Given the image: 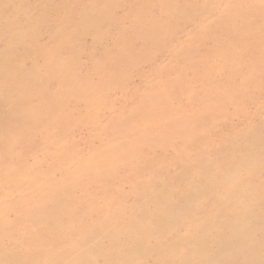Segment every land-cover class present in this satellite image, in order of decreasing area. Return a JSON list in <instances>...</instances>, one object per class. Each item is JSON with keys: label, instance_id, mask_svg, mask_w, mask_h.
I'll return each mask as SVG.
<instances>
[{"label": "bare ground", "instance_id": "1", "mask_svg": "<svg viewBox=\"0 0 264 264\" xmlns=\"http://www.w3.org/2000/svg\"><path fill=\"white\" fill-rule=\"evenodd\" d=\"M9 1V0H8ZM16 1V0H15ZM35 1H37V2H39L40 4H41V6H40V8H39V10H36V11H32V12H28V13H21V12H19V11H17V10H14V14L16 15V16H22L23 17V22L16 28V26H15V29H14V31L13 32H11V35H10V40H9V42L7 43V44H5V47L3 48V50H0V87L3 89V91L0 93V95H5L6 96V99H5V101L4 102H6V105L5 106H3V109H5L7 106H8V108H6V109H9V107L10 106H12L13 107V109L14 110H17L16 111V115L14 114H11V115H13V116H11V117H13V119L12 120H10V121H8V122H6V127L5 128H7V127H9V132L8 133H10L11 132V134H12V136H15L17 139L16 140H14V141H16V142H18V141H21L22 143H26L28 146H29V149H31V147H35V150H36V148L37 149H40V150H42V151H45V150H47V146H49L51 143H56V142H58L60 139H59V136H61V135H63L62 133H64V132H59V134L60 135H58L57 134V136H48V137H46V136H44L45 135V133L46 134H49V133H47L48 131L43 127V124L45 123H43V124H41V123H36V119L34 120V118H36L37 116L39 117L40 116V114H44V112H51V116H54V117H56V118H58V119H60V120H58L57 122H58V125L60 124L59 122H61V120H62V118H65V113H63L62 111H60L63 107H66L65 105H69V101L72 99V98H75L76 99V97L78 96V91L79 90H81L83 87H85V85H86V91H87V88L89 87L88 85H87V83H90V82H93V81H95V82H97L96 80H90V74L88 75V76H86L87 74H85V79H82V78H84L83 76H84V74L83 75H81V76H79L80 78V80L78 79V75H76V76H74L73 75V68L74 67H76V68H78V69H83L84 67H85V71L86 72H94L93 71V69L96 67V68H99V69H107V68H111L110 70H111V77H113L112 75L116 72H119V70L120 69H124V66L128 63L127 62V59L125 58L126 57V54H128V55H130V57L132 56V55H134V53H137L135 50L133 51V49H132V43H131V41H130V39L132 38V37H129V39H128V41H127V43H125L126 42V39L124 40V43L126 44L125 46H123V41H122V39H124V35H122V34H120L121 33V31H120V28H118V27H114V29H116L113 33H114V35L112 36L111 35V32L110 31H106V32H103L102 31V37H106L107 38V40L105 41V43H103L102 42V40H101V42L99 41V36H100V31H99V26L101 25V24H104L105 23V21H106V19H107V22H113V23H117V24H121V25H124L125 24V21L126 20H129L130 21V18H131V15H132V7L134 6V5H136V4H140V3H142L143 5H137V6H142V7H140L141 9H145L146 10V14L145 15H143V17H142V19L140 18V16L142 15L140 12L138 13V15H136V16H139V18H138V20H136V21H139V19H141L138 23H136V21H135V26H133L132 24H134V16L132 17L133 18V20L131 19V21L133 22V23H130L131 25H132V27H131V25H129L131 28L130 29H126L125 27L123 28L124 30H122V31H128V32H130L131 33V31H138V29L136 28L137 26H139V27H154L155 26V24L157 23V21L158 20H160L159 18H158V20H157V17L156 18H154L152 15L153 14H155L156 12L158 13V15L160 16V17H163V15L164 14H162L163 12H165V14H166V11L169 9V11H168V13L167 14H169V16L171 15L172 16V13L170 14L169 12H171L170 10H175L174 9V7H175V4L177 3V1L176 0H173V1H175L176 3L174 4V6L173 5H171L172 7H170L169 6V4H171L170 3V1H166V0H125V1H123V0H102V3L104 4V7L103 8H101V9H98L97 7H95V5H96V2L97 1H100V0H35ZM185 1V2H184ZM198 0H183L182 2L183 3H180V4H182V8L180 7L181 5L179 4V2L177 3V5H180L179 6V8H177V9H179V10H177V11H179L180 13H183V12H185V7H183V6H188V4H190V2L191 3H193V5L197 2ZM199 1H204L205 2V4H207L208 2H211V1H214L215 3H221L222 1L224 2V3H226V2H228V1H224V0H199ZM229 1H231V0H229ZM233 1V0H232ZM231 1V2H232ZM235 2H238V0L236 1V0H234ZM233 1V2H234ZM10 2V1H9ZM18 2V1H17ZM188 2V4L187 5H184V3H187ZM207 2V3H206ZM250 2H251V0H250ZM259 3H260V1H258ZM258 2H257V4H258ZM19 3H23V2H20L19 1ZM212 3V2H211ZM210 3V4H211ZM228 3H230V2H228ZM244 3V2H243ZM36 4V3H35ZM227 4V3H226ZM248 4V3H247ZM246 4V5H247ZM251 4H253V2L252 3H250V5ZM199 5V4H198ZM223 5V4H222ZM222 5H221V7H222ZM234 5H236V4H234ZM13 6H15V5H13ZM17 6H19V5H17ZM35 6V5H34ZM167 6H169L170 8H168L166 11H163V9L165 8V7H167ZM205 6V5H204ZM203 6V7H204ZM216 6H218V5H216ZM224 6V5H223ZM238 7H239V3H238V5H237ZM253 6L255 7V5L253 4ZM257 6V5H256ZM259 6H262V10L264 9V0L262 1V3H260V5ZM258 6V7H259ZM8 6H6V8H7ZM16 7V6H15ZM21 7V6H20ZM76 7V8H75ZM193 7V6H192ZM195 8H196V6H194ZM200 7V6H199ZM209 7V6H208ZM206 8V11L209 9V8ZM226 7H227V5H226ZM230 7V6H229ZM228 7V8H229ZM237 7V8H238ZM73 8H75V10H73L72 12H70V10L71 9H73ZM128 8H130V9H128ZM137 8H139V7H137ZM173 8V9H172ZM190 7L188 6V9H189ZM211 8V7H210ZM214 8H215V6H214ZM214 8H212V9H214ZM217 8V7H216ZM222 8H224V7H222ZM231 8V7H230ZM245 8H246V6H245ZM253 8V7H252ZM162 9V10H161ZM166 9V8H165ZM164 9V10H165ZM193 9V8H192ZM232 9V8H231ZM230 9V10H231ZM240 9V8H239ZM238 9V13H240L239 11H242L241 9L239 10ZM246 9H249V7H247ZM251 9V8H250ZM261 9V8H260ZM204 10H205V8H204ZM253 11H254V9H252ZM251 10V12L253 13V11ZM256 10V9H255ZM261 10V11H262ZM176 11V12H177ZM219 11L221 12V9H219ZM232 11V10H231ZM230 11V12H231ZM236 10H234V12H235ZM247 11V10H246ZM257 11H258V8H257ZM260 10L258 11V12H260L261 14H263L262 12H261ZM175 12V11H174ZM196 12V11H195ZM209 12V11H208ZM218 12V11H217ZM223 12H224V9H223ZM226 12V11H225ZM229 12V11H228ZM257 12V13H258ZM178 13V12H177ZM177 13H175L174 15H176ZM188 13V12H187ZM197 13V12H196ZM196 13H194V15H196ZM200 13V12H199ZM198 13V14H199ZM204 13V12H203ZM227 13V12H226ZM242 13V12H241ZM136 14V13H135ZM200 14H202V13H200ZM214 14V13H213ZM218 14V13H217ZM216 14V15H217ZM234 14V13H233ZM232 14V15H233ZM250 14V13H249ZM178 16H179V14H177ZM176 15V16H177ZM184 15V14H183ZM188 15V14H187ZM204 15H205V13H204ZM203 15V16H204ZM210 15V14H209ZM209 15H207V16H209ZM215 15V14H214ZM221 15H222V13H221ZM221 15H220V17H221ZM225 14H223V16H224ZM228 15H230V13L228 14ZM235 15V14H234ZM233 15V16H234ZM237 15V14H236ZM256 15V14H255ZM14 16V15H13ZM171 16H170V18H171ZM177 16V17H178ZM190 16V15H189ZM192 16H193V14H192ZM212 16V15H211ZM218 16V15H217ZM226 16V15H225ZM233 16L231 17V16H229V17H231V18H233ZM250 16H252V17H254V15H250ZM183 17V16H182ZM185 17H186V14H185ZM185 17H183V18H185ZM188 17V16H187ZM186 17V18H187ZM199 17V16H198ZM227 18V16H226V20H228V19H230V18ZM257 17V16H256ZM0 18H1V16H0ZM137 18V17H136ZM170 18L168 19V23H169V20H170ZM174 18H175V16H174ZM182 18V19H183ZM185 18V19H186ZM190 18V17H189ZM188 18V19H189ZM193 18H194V16H193ZM201 18V17H200ZM207 18V17H206ZM214 18H215V16H214ZM218 18H219V16H218ZM33 19V20H32ZM184 19V21H187V20H185ZM191 19L192 18H190V22H189V20H188V22L189 23H192L191 22ZM204 19V18H203ZM219 19H223V17L222 18H219ZM245 19V18H244ZM243 19V20H244ZM253 19V18H252ZM258 19V18H257ZM257 19H255V21L257 20ZM261 19H262V17H261ZM261 19H259V20H261ZM264 19V18H263ZM8 20H10V19H8ZM172 20V19H171ZM224 20V19H223ZM231 20V19H230ZM229 20V21H230ZM242 20V21H243ZM5 21H7V20H5ZM178 22H179V20H177ZM197 21H199V19L197 20ZM205 21V20H204ZM220 20H218L217 21V19L215 20V21H213V22H216L217 23V25H218V22H219ZM241 21V20H240ZM245 21V20H244ZM161 22H163V23H166V25H168L167 24V21L166 22H164V21H161ZM173 22H174V20H173ZM176 22V21H175ZM178 22H177V24H178ZM182 22V21H181ZM223 22V21H222ZM257 22V21H256ZM185 23H187V22H184V24ZM201 23H202V21L201 22H199V24L201 25ZM252 23V22H251ZM254 23V22H253ZM138 24V25H137ZM159 24V29H160V25H162L161 23H158ZM204 24V23H203ZM203 24H202V26H201V29H203L202 27H203ZM208 24V23H207ZM211 24V23H210ZM215 24V23H214ZM221 24H223V23H221ZM244 24V23H243ZM243 24H240V25H242L243 26ZM249 23H246V25H248ZM260 24H261V22H260ZM259 24V25H260ZM193 25V24H192ZM198 25V24H197ZM205 25V24H204ZM157 26V25H156ZM155 26V27H156ZM173 26H176V24L175 25H173L172 24V26L170 27V26H165L164 28H173ZM219 26V25H218ZM234 26V25H233ZM233 26H231L232 28H233ZM249 26V25H248ZM24 27H27V29L26 30H24L23 28ZM69 27H72V29H74V30H68L69 29ZM74 27V28H73ZM127 27V26H126ZM152 27V28H153ZM196 27V26H195ZM207 26H205V28H206ZM215 27H216V25H215ZM213 27V28H211V26H210V28L211 29H214V30H216L218 27ZM220 27V26H219ZM79 28H81L82 30H81V32H78V29ZM192 28V27H191ZM208 28V27H207ZM225 28H226V26H225ZM137 29V30H136ZM146 30V33L148 34V32L149 31H147L148 29L147 28H145ZM154 29H158L157 27L156 28H154ZM159 29L157 30L158 32H159ZM224 29V28H223ZM227 29H228V26H227ZM243 29H244V26H243ZM242 29V30H243ZM260 30H261V28H259ZM258 29V30H259ZM67 30V31H66ZM140 30H143L144 31V29H140ZM140 30H139V32H140ZM169 30V29H168ZM170 30H172V29H170ZM196 30V29H195ZM195 30H193V31H195ZM206 30V29H205ZM218 30V29H217ZM219 30H221V29H219ZM229 30H233V29H230L229 28ZM229 30H228V32H229ZM235 30V29H234ZM246 30V29H245ZM255 30V29H254ZM254 30H253V33H256V32H254ZM90 31H93L94 32V34H95V36L93 37L92 36V38H91V40H92V46H90V50H89V52H83V48L82 47H84L85 45H86V41H85V39L88 37V33L90 32ZM150 31H152V32H154L153 31V29L151 30L150 29ZM197 31H200V30H197ZM209 31H211L210 29H209ZM227 31V30H226ZM257 31V30H256ZM77 32L79 33V35H77ZM139 32H138V34H139ZM156 32V31H155ZM155 32L153 33V35L155 36ZM172 32V31H171ZM207 32V31H206ZM244 32H247V31H244L243 30V33ZM257 32H260V31H257ZM140 33H143V32H140ZM145 33V32H144ZM151 33V32H150ZM149 33V34H150ZM160 33V32H159ZM196 33V32H195ZM205 33V32H204ZM203 33V34H204ZM216 33V32H215ZM222 33V32H221ZM220 33V34H221ZM264 33V32H263ZM125 34V33H124ZM147 34H143V36L145 35V36H148V37H150L149 35H147ZM166 35H167V30H166V33H165ZM169 34H172V33H169ZM186 34V33H185ZM187 34H188V32H187ZM192 34V31H191V33H190V35ZM194 34V33H193ZM202 34V35H203ZM226 34V33H225ZM228 34V33H227ZM251 34H252V31H251ZM120 35H122L123 37L121 38V36ZM132 36L133 35H135L134 33H132L131 34ZM158 35V34H157ZM156 35V36H157ZM175 35V34H174ZM190 35H187V37L189 36V38H191L190 37ZM196 36H198L199 35V33H198V35L197 34H195ZM205 35H206V33H205ZM242 35V33L240 34V36ZM244 35V34H243ZM242 35V36H243ZM255 35V34H254ZM257 35V34H256ZM136 36V35H135ZM152 37V35H151V37H152V39L151 40H153V43L155 42L154 41V39L156 38V36L155 37ZM161 37H162V33H161V35H160ZM192 36V35H191ZM252 36H253V34H252ZM252 36H251V38H252ZM59 38V42H58V44H53L52 46H50V47H45V44H43V42H38V41H40V40H43V39H48V41L49 42H52V41H54L56 38ZM138 36H136L135 38H137ZM139 37H140V35H139ZM158 37H159V35H158ZM166 37H168V36H166ZM165 37V38H166ZM185 37V36H184ZM193 37V36H192ZM207 38V35L206 36H204L203 37V39L205 40L206 38ZM246 37V36H245ZM250 37V36H249ZM255 37V36H254ZM263 37V36H262ZM143 38V37H142ZM147 38V37H146ZM154 38V39H153ZM164 38V39H165ZM186 38V37H185ZM197 38H199V36L197 37ZM196 38V39H197ZM209 38V37H208ZM236 38H237V36H236ZM247 38V37H246ZM102 39V38H101ZM133 39V38H132ZM131 39V40H132ZM157 39V38H156ZM180 39V38H179ZM182 39H184L183 37H182ZM200 39V38H199ZM199 39L197 40V42H199ZM201 40V41H203L204 42V40ZM225 39V38H224ZM253 39H255V38H253ZM252 39V40H253ZM263 39V38H262ZM137 40V39H136ZM142 39H139V41H141ZM186 40V39H185ZM207 40V39H206ZM259 40H260V38H259ZM258 40V41H259ZM16 42V44L17 45H15V43H13V42ZM143 41V40H142ZM158 41H159V39H158ZM164 41H166V40H164ZM163 41V42H164ZM172 41V40H171ZM170 41V42H171ZM176 41H177V39H176ZM179 41H181V40H179ZM192 41V40H191ZM191 41H189V39L186 41V42H190L189 44H187L185 41V43L187 44V45H190L191 44ZM239 41V40H238ZM257 41V44L259 45L260 43ZM261 41V40H260ZM10 42H12V44L10 43ZM38 42V43H37ZM73 42H75L76 43V45L75 44H72ZM148 41H147V39H146V42H145V44L147 43ZM182 42V41H181ZM180 42V43H181ZM196 42V43H197ZM223 42V41H222ZM221 42V43H222ZM249 42H250V40H249ZM252 42V41H251ZM263 45H264V39H263ZM47 43V42H46ZM155 43H157V42H155ZM175 43H177V42H175ZM179 42H178V45L180 44ZM184 43V45L185 46H187L186 44ZM220 43V44H221ZM231 43H233V42H231ZM12 46H15V47H21V50L23 51V54L20 56V57H18V56H16V52L15 53H13L12 54V51H11V54H9L8 52H9V48H11L10 46L11 45ZM140 44V43H139ZM194 44V43H193ZM253 44H254V42H253ZM253 44H250V45H253ZM256 44V46H258ZM156 45H158V44H156ZM163 45H164V43L161 45L162 47H163ZM166 45V44H165ZM165 45H164V47H165ZM177 45V46H178ZM183 44H182V46H184ZM192 45V44H191ZM196 45V44H195ZM198 45V44H197ZM226 45V44H225ZM228 45V44H227ZM148 46V45H147ZM146 46V47H147ZM152 46H154V45H152ZM159 46H160V44H159ZM158 46V47H159ZM161 46H160V48H161ZM175 46H176V44H175ZM193 46V45H192ZM192 46H190V47H192ZM199 46H200V44H199ZM199 46H195V47H199ZM231 46H232V44H231ZM253 46H255V44L253 45ZM261 46V45H260ZM59 47H60V49H61V47H64L65 48V52L63 53V59L61 58V55H60V51H59ZM112 48V50H111V48ZM154 47H156V46H154ZM163 47V48H164ZM188 47V46H187ZM189 47V48H190ZM194 47V46H193ZM194 47V48H195ZM230 47V46H229ZM246 47H247V45H246ZM259 47V46H258ZM12 48H14V47H12ZM110 48V49H109ZM162 48V49H163ZM173 48V47H172ZM180 48H181V45H180ZM226 48V47H225ZM242 48V47H241ZM251 49H249V50H251L252 51V53H253V49H252V47H250ZM263 48V47H262ZM14 49H16V48H14ZM135 49H136V47H135ZM166 49V48H165ZM181 49H183V48H181ZM184 49H185V47H184ZM237 49V51H238V48H236ZM256 49V48H255ZM137 51H138V49H136ZM170 50V49H169ZM206 50H209V48L208 49H206ZM215 50V49H214ZM249 50L247 51V52H249ZM3 51H4V53H3ZM13 51H15V50H13ZM18 51V50H17ZM158 51V50H157ZM161 51H163V50H161ZM175 51V50H174ZM173 51V52H174ZM176 51H178V49L176 50ZM179 51H180V49H179ZM179 51L177 52V53H179ZM192 52H194V50L192 49L191 50ZM205 51V50H204ZM224 51L226 52L227 51V48H226V50L224 49ZM232 51V50H231ZM245 52H246V50H244ZM244 51H242L243 53H244ZM250 51V52H251ZM256 51V50H255ZM114 52H116L117 54H118V56H116L115 57V60L113 59L114 57H111L112 56V54L114 53ZM155 52H156V49H155ZM172 52V51H171ZM173 52H172V54H173ZM182 52V51H181ZM191 52V53H192ZM196 52V51H195ZM216 52V51H215ZM215 52H214V54H215ZM230 53V50L229 51H227L226 53ZM241 52V51H240ZM241 52V53H242ZM246 52V53H247ZM249 52V53H250ZM8 53V54H7ZM27 53H29L30 55H32L31 57H29V54H27ZM75 53H79L80 54V57L82 58V56L83 55H85V61H82L81 60V58H80V61H78V59H77V57L75 56L76 54ZM151 53H153V51L151 52ZM176 53V54H177ZM208 53V52H207ZM223 53V52H222ZM221 53V54H222ZM226 53H225V55H226ZM233 53V51L231 52V55H235L234 53ZM241 53H239V55L241 54ZM246 53H244V54H246ZM261 53H262V51H261ZM120 54V55H119ZM155 54V53H154ZM157 54V53H156ZM161 54V53H160ZM183 54V53H182ZM181 53L179 54V56H181L182 55ZM209 54V53H208ZM211 54V53H210ZM260 54V53H259ZM258 54V55H259ZM263 54H264V52H263ZM114 55V54H113ZM121 55H123L122 57H121ZM125 55V56H124ZM139 55V54H138ZM145 55V54H144ZM143 55V56H144ZM168 55H171V53L170 54H168ZM193 55H194V53H193ZM193 55H191V56H193ZM212 55V54H211ZM211 55H209L210 56V58H208V59H213L212 57H213V55L211 56ZM218 55V54H217ZM217 55L215 56V57H217ZM236 55H237V53H236ZM235 55V56H236ZM238 55V56H239ZM242 55V54H241ZM119 56L121 57V60L119 61ZM142 56V55H141ZM142 56V57H143ZM151 56L154 58V56H153V54H151ZM151 56H150V58H151ZM185 56H188V55H185ZM190 56V57H191ZM234 56V57H235ZM246 56V55H245ZM112 58L113 60L111 61V60H109V58ZM138 57V56H137ZM137 57H136V59L135 60H137ZM182 57V56H181ZM189 57V56H188ZM189 57V59H191L192 60V58H190ZM194 57V56H193ZM206 57V56H205ZM205 57H203L204 59H205ZM208 57V56H207ZM226 58H227V56H225ZM110 58V59H111ZM132 58H134V56H132ZM144 58V57H143ZM167 58H169V57H167ZM185 58H187V57H185ZM195 58V57H194ZM197 58V57H196ZM202 58V59H203ZM221 58V55H220V57H219V59ZM229 58H231L230 56H229ZM262 56H261V54H260V60L262 61ZM37 59H42V64L41 65H38V64H40L39 62H38V64H36L37 62H35V60H37ZM197 59H199V57L197 58ZM215 59V58H214ZM216 59H218V58H216ZM252 59V58H251ZM258 59V60H259ZM139 60V59H138ZM150 60V59H149ZM168 60V59H167ZM181 60V59H180ZM183 60V59H182ZM187 60V59H186ZM206 60V59H205ZM224 60V59H223ZM226 60V59H225ZM227 60H230V59H228L227 58ZM169 61V63H170V61L171 60H168ZM176 61H177V59H176ZM198 61H200V60H198ZM215 61V60H214ZM252 61V60H251ZM83 62H85V65L83 64ZM141 62V61H140ZM167 62V61H166ZM185 62V61H184ZM226 62V61H225ZM253 62H255V60L253 61ZM163 63V62H162ZM173 63V62H172ZM190 63H192V62H190ZM200 63H201V61H200ZM204 63V62H203ZM208 63V62H207ZM207 63L205 64V66H203L202 64H199L198 62L196 63V64H199V65H202L203 67H205V68H207L208 66H207ZM215 63H217V61L215 62ZM232 63V62H231ZM234 63H235V60H234ZM256 63V62H255ZM257 63H259V62H257ZM257 63H256V65H257ZM261 63V62H260ZM263 63V62H262ZM261 63V64H262ZM165 64V63H164ZM195 64V67L197 66ZM212 64V63H211ZM253 64V63H252ZM128 65V64H127ZM177 65V64H176ZM215 65V64H214ZM224 65L226 66V63H224ZM232 65V64H231ZM158 66H160V64H158ZM158 66H156V68L158 67ZM191 66V65H190ZM189 66V67H190ZM207 66V67H206ZM210 66V65H209ZM252 66V65H251ZM260 66V65H259ZM41 67H43V69H45V71L47 72V76L46 77H44L43 78V75H42V77H39L38 76V72L40 71V68ZM137 67V69H138V66H136ZM140 67V66H139ZM161 67H163V65L161 66ZM160 67V68H161ZM167 67V66H166ZM186 67V66H185ZM192 67V68H191ZM190 68L191 69H193V66H191ZM212 67V66H211ZM216 67H218V64H216ZM240 67V66H239ZM258 67V66H257ZM262 67H264V66H262ZM127 69H128V67H126ZM133 68V67H132ZM151 68V67H150ZM188 68V67H187ZM198 68V66L196 67V69ZM213 68V67H212ZM214 68H215V66H214ZM222 68H224V67H222L221 66V68H220V71H221V69ZM228 68V67H227ZM99 69L97 70V71H99ZM126 69V70H127ZM159 69V68H158ZM157 69V70H158ZM165 69V68H164ZM164 69H160V70H164ZM196 69H194V70H196ZM203 68H201V70H202ZM219 69V68H218ZM253 69V68H252ZM260 69V68H259ZM262 69V68H261ZM95 70V75H97V71H96V69H94ZM157 70H156V72H157ZM198 70V69H197ZM205 70V69H204ZM204 70H202L203 71V73L206 71H204ZM217 70V69H216ZM248 70H251L250 68L248 69ZM254 70V69H253ZM252 70V71H253ZM256 70H257V68H256ZM108 71V70H107ZM131 71V70H130ZM148 71V70H147ZM183 71V70H182ZM185 71V70H184ZM188 71V70H187ZM186 71V72H187ZM201 71V72H202ZM212 71H214V72H216L215 70H211V71H209V72H212ZM220 71L218 72V75H219V73H220ZM222 71H223V69H222ZM251 71V72H252ZM103 72V71H102ZM125 72V71H124ZM159 73L161 72V71H158ZM174 73H175V71H173ZM172 72V73H173ZM178 72V71H177ZM78 73V72H77ZM79 73H81L80 72V70H79ZM104 74H105V72H103ZM102 73V74H103ZM123 73V72H122ZM129 73H131V72H129ZM184 73V72H183ZM193 73V72H192ZM191 73V74H192ZM195 73V75H196V72H194ZM193 73V74H194ZM203 73H201V74H203ZM205 73H207V71L205 72ZM249 74H252V73H250V71L248 72ZM259 73V71H257V77H259V79H260V73ZM82 74V73H81ZM92 74V73H91ZM108 74V73H107ZM182 74V73H181ZM208 74V73H207ZM206 74V76L208 77V75ZM93 75H94V73H93ZM125 75V74H124ZM129 75V74H128ZM215 75V74H214ZM217 75V74H216ZM244 75V74H243ZM73 76L75 77V79L73 78ZM92 76V75H91ZM99 76H100V79H101V76H103V75H101V73L99 74ZM99 76H96V77H98V79H99ZM180 76V75H179ZM197 77H199V74L198 75H196ZM206 76H205V79H206ZM210 76V75H209ZM246 76V75H245ZM82 77V78H81ZM88 77V78H87ZM105 77H106V74L104 75V79H105ZM110 76H109V74L107 75V78L106 79H110L111 78ZM124 77V76H123ZM125 77H126V75H125ZM124 77V78H125ZM132 78V75L130 74V76H129V78ZM168 77V76H167ZM184 77V76H183ZM189 77H191V76H189ZM216 77V76H215ZM255 77V76H254ZM92 78V77H91ZM128 78V77H127ZM129 78L127 79V81L129 80ZM155 78H157V77H155ZM185 78V77H184ZM187 78V77H186ZM194 78V75H192V78H191V80H189V82H190V84H192L191 83V81H192V79ZM235 78V77H234ZM242 78L244 79H246V81H247V76L246 77H243L242 76ZM249 79L251 78L252 79V75H250V77H248ZM97 79V80H98ZM99 79V80H100ZM112 79V78H111ZM158 79V78H157ZM195 80H196V77L194 78ZM194 79H193V81H194ZM244 79V80H245ZM255 79V78H254ZM254 79H252L253 81H255ZM257 79V78H256ZM259 79H257L256 81L257 82H259ZM35 80V81H34ZM90 80V82H88ZM98 80V82H102V81H99ZM102 80V79H101ZM126 80V79H125ZM181 80V79H180ZM188 80V79H187ZM234 80V79H233ZM34 81V83L36 82V81H39L41 84H34V83H32ZM52 81H57V82H55V83H61V86H59L58 84V86L60 87V89L58 90V88H56L55 90L57 91L55 94H52L49 90H47V86H49V83H51ZM109 81V80H108ZM153 81H154V79H153ZM182 81H184L183 79H182ZM197 82H199L198 80H196ZM195 81V83L197 84V82ZM250 81V80H249ZM252 81V82H253ZM38 82V83H39ZM95 82H93V83H95ZM103 82H106V81H103ZM102 82V83H103ZM110 82V81H109ZM109 82H107L108 84H109ZM123 82H124V80H123ZM143 82H145V81H143ZM150 82V81H149ZM165 82V84H167L166 82L167 81H164ZM101 83V84H102ZM121 83V82H120ZM128 83V82H127ZM126 83V84H127ZM162 83H163V81H162ZM161 83V84H162ZM169 83H170V80H169ZM171 83H174L173 82V80H172V82ZM179 83V81H177V83L176 84H178ZM184 83H186V80H185V82ZM201 83V82H200ZM233 83V82H232ZM84 85L83 87H81V85ZM91 85H92V83H90ZM97 85H95L94 87H99L101 84H99V83H96ZM106 84V83H105ZM145 84V83H144ZM159 84V83H158ZM161 84H160V86H161ZM164 84V83H163ZM188 84V83H187ZM187 84H184V85H187ZM193 84H194V82H193ZM255 84V83H254ZM56 85V86H57ZM90 85V86H91ZM103 85V84H102ZM125 85V84H124ZM201 86H202V84H200ZM119 86H121V84H119L118 85V87ZM126 86V85H125ZM129 85H127V87H128ZM145 86V85H144ZM170 87V85L168 84L167 85V87ZM176 85H174V88H176L175 87ZM181 86V85H180ZM195 86V85H194ZM209 86V85H208ZM232 86V85H231ZM230 86V87H231ZM103 88H107V85L104 87V86H102ZM108 87H110V85H108ZM137 87V86H136ZM135 87V88H136ZM163 86H161V87H158L156 90L159 92V90H161L160 88H162ZM164 87H165V85H164ZM168 87V88H169ZM173 87V86H172ZM182 87V86H181ZM188 87V86H187ZM190 87V86H189ZM203 87V89L205 88L204 86H202ZM201 87V88H202ZM229 87V88H230ZM241 87V86H240ZM92 88H93V86H92ZM120 88V87H119ZM118 88V89H119ZM122 88V87H121ZM186 88V87H185ZM184 88V89H185ZM191 88V87H190ZM201 88H199L198 90H203V89H201ZM224 88V87H223ZM233 88V87H232ZM241 88H243V87H241ZM245 88V89H244ZM244 90H246V86H244ZM259 88V87H258ZM261 88V87H260ZM48 89H49V87H48ZM94 89V88H93ZM101 89V88H100ZM99 89V90H100ZM111 89V87L109 88V90ZM115 89V88H114ZM117 89V90H118ZM123 89H124V87H123ZM123 89L121 90V91H123ZM128 89V88H127ZM143 89V88H142ZM153 89V88H152ZM151 89V90H152ZM184 89H182V90H180V89H178V92H180V91H183V93L182 94H184ZM189 89V88H188ZM187 89V90H188ZM225 89V88H224ZM234 89H236L235 87H234ZM84 90V89H83ZM82 90V91H83ZM92 90V89H91ZM104 90H106V89H103V91ZM120 90V89H119ZM138 90H141V89H138ZM144 90H146V89H144ZM148 91L150 90L149 88L147 89ZM154 90H155V88H154ZM153 90V91H154ZM155 90V91H156ZM176 90V89H175ZM192 90H194V89H192ZM192 90H190V91H192ZM205 90V89H204ZM206 90H207V92L206 93H208L209 91H208V88H206ZM209 90H210V87H209ZM223 90V89H222ZM221 90V91H222ZM226 91H227V89H225ZM231 89H229V91H230ZM243 90V93H245V91ZM248 90H249V88H248ZM250 90H252V89H250ZM256 89H254L253 88V90H252V92L253 91H255ZM259 90V89H258ZM85 91V92H86ZM88 91H90V88H88ZM98 91V90H97ZM113 91V90H112ZM126 91V90H125ZM136 91H137V89H136ZM142 91V90H141ZM189 91V92H190ZM257 91V90H256ZM93 92V91H92ZM99 92V91H98ZM97 92V93H98ZM106 92H107V90H106ZM105 92V93H106ZM120 92V91H119ZM127 92V91H126ZM135 92V91H134ZM138 92V91H137ZM140 92V91H139ZM158 92H155V95L158 93ZM160 92H162V91H160ZM159 92V93H160ZM187 91H186V89H185V93H186ZM203 92V91H202ZM202 92H201V94H202ZM205 92H203V94L205 93ZM212 92H214V91H212ZM211 92V93H212ZM239 92V94H238V96H240L242 93H240V91H238ZM238 92H236V94L238 93ZM81 93V91L79 92V94ZM83 93V92H82ZM89 93H91V92H89ZM89 93H88V95H89ZM97 93H94L93 92V94H96V96H98L97 95ZM102 93H104V92H102ZM104 93V94H105ZM121 93V92H120ZM143 93V92H142ZM152 93H154V92H152ZM91 95V96H93V99H91V102L89 101V99H87V94L85 93L84 95H81V96H84V97H80V96H78L79 97V99L81 100V101H84V103L86 102L87 103V106H89V107H92L93 106V104H92V101L94 100V98H96V96L95 95ZM101 94V93H100ZM100 94H99V96H100ZM103 94V95H104ZM123 94V93H122ZM141 94V93H140ZM139 94V95H140ZM148 94V93H147ZM161 94V93H160ZM160 94L158 95V96H155V97H157V99L154 101V105H155V113L153 114V112H154V110L152 111L151 109L154 107V106H152L151 107V109L149 108V105L150 104H152L150 101V104H148V108H149V112H151L152 111V113L151 114H153V115H155V116H157L158 117V115L160 116V114L162 115L163 114V112H164V110L162 109V107H163V103L164 104H168L169 105V103H171L169 100H167V101H169V102H162L161 103V101L159 100V96H160ZM164 93H162L161 95H163ZM180 94V93H179ZM182 94H180V96L182 95ZM191 94H193V92L192 93H190V97H191ZM214 93H212V95H213ZM220 94V92H218V95ZM231 94H235V93H231ZM247 94V93H246ZM77 95V96H76ZM107 95V94H106ZM120 95V94H119ZM128 95V94H127ZM133 95V94H132ZM134 95H135V93H134ZM149 95V94H148ZM153 95V94H152ZM151 95V96H152ZM178 95V94H177ZM206 95V94H205ZM249 95H250V93H249ZM85 96H86V98H85ZM95 96V97H94ZM122 96V95H121ZM121 96H120V98H121ZM131 96V95H130ZM145 97H146V95H144ZM165 96V95H164ZM169 96V95H168ZM179 96V95H178ZM208 97H210L209 95H207ZM207 96H206V104H208V101H211V99L209 100V98H207ZM213 96H215V95H213ZM217 96V95H216ZM234 96V98H235V95H233ZM238 96H236V98H238ZM243 96H244V94H243ZM90 97V96H89ZM100 97H103L102 96V94H101V96ZM107 97V96H106ZM105 97V98H106ZM119 96H117V98H118ZM123 97V96H122ZM137 98H138V96H136ZM141 97L143 98V95H141ZM154 97V98H155ZM161 97V96H160ZM166 97V96H165ZM183 97V96H182ZM186 96H185V94H184V98H185ZM84 98V99H83ZM99 98V97H98ZM98 98H97V101L99 102V106H100V104H101V99L99 98V100H98ZM104 98V97H103ZM104 98V99H105ZM109 98V97H108ZM126 98H128V97H126ZM130 98V97H129ZM128 98V99H129ZM132 98V97H131ZM141 98V99H142ZM150 98V97H149ZM149 98H148V100H149ZM163 98V101L165 100V98L164 97H161V99ZM167 99L168 98H170V97H166ZM199 97H197V99H198ZM201 98V97H200ZM211 98V97H210ZM219 98L221 99V96L219 95ZM232 98V97H231ZM233 98V99H234ZM240 98H246V96H244V97H240ZM35 99H37L38 100V102H40V104H39V106L38 107H33V106H31L30 107V104H29V102H30V100L31 101H33V100H35ZM79 99H76V100H79ZM104 99H102V102L104 101V102H106V99L104 100ZM152 98H150V100H151ZM186 99V98H185ZM197 99H196V101H197ZM215 99V98H214ZM220 99H218V97H217V101H219ZM249 99H251V98H249ZM253 99V98H252ZM80 100H79V102H80ZM107 100H109V99H107ZM116 100V99H115ZM130 101H131V99H129ZM132 100H133V98H132ZM146 100V99H145ZM212 100H213V98H212ZM223 100H225V99H223ZM222 100V101H223ZM229 100V99H228ZM2 101V102H3ZM129 101V102H130ZM139 101H140V99H139ZM139 101L137 102V103H139ZM147 101V100H146ZM152 101H153V99H152ZM189 101V100H188ZM199 101V100H198ZM204 101V102H205ZM222 101H220V103L222 102ZM79 102L77 103V101H74V103H75V105H78L79 104ZM104 102H103V104H104ZM111 102H112V99H111ZM133 102V101H132ZM144 101H142L141 103H143ZM190 102H192V101H189L187 104H189ZM214 102H216V101H214ZM261 102H262V100H261ZM53 103H56V104H54V105H51V104H53ZM107 103V102H106ZM114 104H115V102H113ZM113 103L111 104V105H113ZM136 103V102H135ZM148 103V102H147ZM211 103H213V102H211ZM210 103V104H211ZM217 104L219 103V102H216ZM219 103V104H220ZM96 104H97V102H96ZM103 104L101 105V107H99V108H103ZM140 104V103H139ZM145 104V103H144ZM144 104H143V106H144ZM178 104H182V103H178ZM214 105V107L215 106H218V105ZM223 105H224V103H222ZM221 104V106H223ZM259 104V103H258ZM258 104H257V106H258ZM261 104V103H260ZM48 105V107L50 108V110L49 109H47L46 108V106ZM98 105V104H97ZM105 105V104H104ZM107 105V104H106ZM110 104L108 103V106H109ZM125 105H127V102H126V104ZM145 105H147V104H145ZM172 105V104H171ZM171 105H169V106H171ZM179 105V106H180ZM201 106L203 105V104H200ZM209 105V104H208ZM212 105V104H211ZM212 105V106H213ZM226 105V104H225ZM96 105H94L93 107L94 108H98V107H95ZM120 106V105H119ZM122 106H124L123 104H122ZM122 106H120V107H122ZM133 106V105H132ZM136 107V109H137V106H140V105H135ZM143 106H140V107H138L139 109H138V111H141L142 113H144V107ZM165 106V105H164ZM185 106V105H184ZM196 106H198V105H195V107ZM204 106H205V104H204ZM203 106V107H204ZM255 106V105H254ZM88 107V108H89ZM106 108H107V106H105ZM104 107V108H105ZM126 107V106H125ZM125 107H123V108H125ZM181 107H182V105H181ZM192 107V106H191ZM191 107H189L190 109H191ZM194 106L192 107V108H195ZM203 107H201L200 108V106H199V110H201ZM214 107L212 108V109H207V107H206V109L204 108V110H202L201 112H203L204 113V111H206L208 114L210 113V110H213L214 111V113H215V110H214ZM1 108V107H0ZM67 108V107H66ZM69 108V107H68ZM114 108V107H113ZM112 108V109H113ZM127 108V107H126ZM133 108V107H132ZM134 108V109H135ZM162 109L163 110V112L161 113V111H159V109ZM170 108V107H169ZM169 108H168V110H169ZM209 108V107H208ZM223 108H224V106H223ZM71 109V108H70ZM69 109V111H71ZM118 109H120V108H118ZM122 109V108H121ZM130 109V108H129ZM146 109V108H145ZM167 108H166V106H165V110H166ZM177 109H178V107H177ZM190 109H188V110H184V111H189ZM197 108H195L194 110H192L193 112L195 111V113H199L200 111L197 109ZM255 109V108H254ZM264 109V108H263ZM85 110H87V109H85ZM93 110V109H92ZM99 109H97V111H98ZM104 110V109H103ZM106 110H108V109H106ZM105 110V111H106ZM111 110V109H110ZM109 110V112L107 113V114H111L112 112ZM170 110H175L174 108L172 109H170ZM69 111H67V112H69ZM77 111V110H76ZM75 111V112H76ZM89 111H91V110H88V112H86L87 114H89ZM96 111V110H95ZM120 111V110H119ZM135 111V110H134ZM134 111H133V113H131V114H136V113H134ZM197 111V112H196ZM209 111V112H208ZM213 111L211 112V113H213ZM60 112H62V113H60ZM66 112V113H67ZM104 112V111H103ZM130 112V111H129ZM140 112V116H139V113L137 112V114L136 115H138L139 117H141V113ZM158 112L160 113V114H158ZM176 113H177V111H175ZM81 113V112H80ZM86 113H84V115L86 114ZM121 113L123 114V112L121 111ZM120 113V114H121ZM147 113H148V111H147ZM171 113L172 112H170V113H168L170 116H174V113L171 115ZM180 114H178V115H181L182 114V117L180 118V119H182V118H184L185 119V121L184 122H186V121H188L190 118H192V119H194V117H191L192 116V113H191V116H190V113L189 112H187V113H189V116H190V118H188V119H186L185 118V116H186V114L185 115H183V113H181V111L179 112ZM195 113H193L194 115H195ZM221 113V112H220ZM233 113V112H232ZM8 115H9V113H7ZM60 114H63L64 115V117H63V115H62V117H61V115ZM145 114V113H144ZM143 114V115H144ZM150 113H148V114H146V115H144V117L142 118V120L143 119H146L147 121H150L151 119L149 118L150 117V115H151ZM166 114V113H165ZM165 114H163L164 116H165ZM168 114H166V115H168ZM202 114V113H201ZM208 114H206V115H208ZM227 114V113H226ZM1 115V114H0ZM60 115V116H59ZM79 115V114H78ZM94 115V114H93ZM93 115H91L90 114V116H92V117H90V116H88V117H90V119L91 118H93ZM136 115H134L135 117H137ZM176 115V118H177V114H175ZM234 115V114H233ZM237 115V114H236ZM42 116V115H41ZM39 117V119H41L42 117ZM71 116H74V113H73V111H71V114L69 115V114H67L66 115V117H70L71 118ZM86 116V118H88ZM170 116H168L169 118H171ZM172 116V117H173ZM184 116V117H183ZM187 116H188V114H187ZM201 116V115H200ZM199 115L197 116V117H200ZM224 116V115H223ZM60 117V118H59ZM79 117V116H78ZM83 117V116H82ZM129 117V115L127 114L126 115V118H128ZM135 117L134 118H132V116L130 117V118H128V119H125V116H124V114H123V116H122V118L126 121V120H128V123H129V121L131 120V118L134 120V121H132V122H135V120H137V118L135 119ZM138 117V118H139ZM157 117L155 118V117H151L152 119H157ZM167 116H165V117H163V118H168ZM204 117V116H203ZM55 118V119H56ZM75 118V117H74ZM73 117H72V119H74ZM147 118H149V119H147ZM161 118V117H160ZM176 118H174V119H176ZM179 118V117H178ZM208 118V117H207ZM207 118L205 119V120H207ZM71 119V120H72ZM130 119V120H129ZM154 119V120H155ZM162 119V118H161ZM200 119H202V116L200 117V118H198L197 120H196V118L194 119V121L196 120V125H197V121H199ZM209 119V118H208ZM224 119V118H223ZM261 119V118H260ZM6 120H7V115H6ZM79 120V119H78ZM82 120V119H81ZM85 121V123L82 121V123L81 124H83L84 123V125H80V123H79V126H85L86 125V123H87V121L86 120H88V119H84ZM98 120V119H97ZM122 120V119H121ZM124 120H122V122H125ZM141 120V121H142ZM221 120H222V115H219V113H218V115H216L215 117H214V121L212 122V123H209V121L208 122H201V123H199L200 125H199V127L197 128V127H195L194 125L195 124H193V128L195 129V131L194 130H190V129H188L187 128V130H189L188 132L187 131H185L186 133H184L183 132V130H182V128H183V126L181 125L180 127H181V134L180 135H176V138L177 139H180V140H182V148L183 149H186V151L188 152H186L185 153V155H184V158H183V160L182 159H180L179 157H178V155L177 156H175L174 155V159H171L168 163H167V165L165 166V167H163L162 165H161V162L162 161H164V159H163V155L162 154H159V153H157L156 151H151L149 154H150V158H151V162L150 163H147V165L148 166H150L149 167V169H146L147 171H148V173L150 174H148L149 176V178L147 179V184L151 187L150 189H148V190H150L151 191V189H153V190H155V191H158V192H160L159 194H154L155 196H153L152 197V199H153V202L154 201H156V202H158V203H162V202H164L165 204H166V207H161L160 205H158L156 202H154V204H155V208H156V210L153 212L154 214H152V211L150 212L152 215H150V213L148 212V214H147V212H146V210L145 211H143V212H141V214H139V215H141V216H139L140 217V219H143V221L145 222V224H144V226L143 225H141V227L140 228H138V230H140V229H142L141 231H139V232H141L142 233V235H141V237H142V239L141 238H139V240L138 241H133V237H132V235H131V232H130V229L132 228L131 226H130V224H129V222L128 223H124L123 224V228H122V230L121 231H113V228H112V230L110 229V227H109V229L112 231V232H110V231H107V232H110L108 235H104V231L102 232V235H101V233H98L97 232V235L98 236H94V234H95V232H93L92 234V237H93V239L91 240V242L94 244H91V242H90V240H88L87 238H90V236H87V234L89 233H87L86 232V230H84L85 228H89V227H85V228H83V230L85 231H82V232H84V233H82L81 234V232H80V234H79V226H78V234H79V236L77 237V238H75L74 240H71V238H69V237H71V234L69 233L68 234V232L70 231V232H72V230H74V228H72V230L70 229L68 232H66L67 233V237H64L65 235H61L62 233H61V231H60V228L62 227V225H61V223H56V222H53V223H51V222H46L49 218H53L54 216H57L59 213H60V211L62 210V209H64V206H62V205H58L59 203H57L55 200H52L51 198H49L48 197V195H47V193H45V192H43L42 194H41V200H39L36 196H35V192L33 191V190H29V194L26 196V197H24V199L26 198V201L27 202H31V203H33V202H35V203H38L39 205H41V208H39V209H42V207L44 206V210L43 211H41V212H35V211H24V212H22L23 213V215L20 217L21 219L23 218L24 220H25V218L27 219V220H33V221H36V222H39L40 221V225H42V230H41V232H40V234L38 235V236H41L40 238H41V245L39 244L40 242H38V246H40V250H41V252H45V258L44 257H41L42 258V260H43V262H44V264H98V263H101V264H112V262L111 261H113L114 260V258H116L118 261H119V264H148V262H147V260L149 259V257H153V262H152V264H264V179L262 178V180H259L260 178H261V175L264 173V157L262 156V153L264 152V119L258 124V125H256V126H254L253 128H252V130H250L249 132H239L238 134H236L237 136H235L234 135V133H232L231 131H228V132H226L224 135H223V137H222V139H221V141L220 142H224V144H221V145H218V148H220L221 150H222V152H221V160L219 161V163L218 164H214V165H212V166H206V165H211V164H213V162H211L210 160V162L209 163H205V162H208L206 159H205V156H206V154H207V152L210 150V148H211V146H213L214 144H216V141L218 140V136H215V132H216V130H218L219 129V126L218 127H215L216 125H220V123H221ZM63 121V120H62ZM69 121V120H68ZM90 121V120H89ZM88 121V122H89ZM158 121V120H157ZM162 121H165V120H162ZM169 121H171V120H169ZM173 121V122H172ZM172 124H171V122H170V124L169 125H173V123H174V120L172 119ZM202 121H204L203 119H202ZM55 122H56V120H55ZM54 122V124L55 125H57L56 123ZM75 123H76V121H74ZM91 122V121H90ZM96 122V121H95ZM107 122H109V124H111V122L110 121H107ZM131 122V121H130ZM139 122H140V120H138V123L137 122H135V124L137 123V125L139 124ZM145 122V121H144ZM158 122H161V120L160 121H158ZM158 122H156V124L158 123ZM167 122V124L169 123L168 121H165L164 123H166ZM64 123V122H63ZM75 123H74V125H75ZM127 122H125L124 124H126ZM142 123V122H141ZM53 124V125H54ZM64 124H66V123H64ZM70 124V123H69ZM88 124V123H87ZM95 124V123H94ZM93 124V125H94ZM108 124V127L107 128H110L111 126ZM113 124V125H112ZM111 125L112 126H114L115 127V125H114V121H113V123H112ZM130 124H132V123H130ZM130 124H128L129 126H130V128L132 127V125H130ZM134 123H133V125L134 126H137V125H135ZM152 124V126L155 128L156 126H155V124L154 123H151ZM183 125H184V129H185V127H187V126H189V125H187L186 124V126H185V124L184 123H182ZM29 125L31 126V127H29ZM53 125H52V127H53ZM54 125V126H55ZM58 125H57V128H58ZM71 125H72V122H71ZM97 125H98V123H97ZM119 125V124H118ZM166 125V124H165ZM169 125H167V128H169ZM176 125V124H175ZM99 126V125H98ZM104 126V125H103ZM129 126H127V127H129ZM151 126V127H152ZM163 126H164V124H163ZM192 125H190L189 127H191ZM56 127V126H55ZM77 127H78V125H77ZM91 127V126H90ZM105 127H106V125H105ZM104 127V129H106ZM121 127H123V125L121 126ZM127 127H126V133H128V129H127ZM139 127H140V125H139ZM142 127V126H141ZM147 127H150V126H147ZM152 127V128H153ZM161 126H159V128H160ZM1 128H3L2 130H4V127H3V125H2V127ZM17 128V129H16ZM56 128V129H57ZM63 128H64V126H63ZM74 128H76V127H74ZM80 128V127H79ZM79 128H76V129H79ZM83 128V127H82ZM100 128V127H99ZM125 128V127H124ZM159 128H155L156 130L157 129H159ZM162 128V127H161ZM161 128H160V130H161ZM174 128V127H173ZM172 128V126H170V130H169V132H170V134L168 135L166 132L168 131H166V127H165V129H164V127H163V131H166L165 133H166V135L165 136H171V135H173V133L174 132H177V131H175V130H172V131H174V132H171V129H173ZM177 128H179L178 126H177ZM55 129V130H56ZM91 129H92V127H91ZM96 129V128H95ZM102 129V128H101ZM133 129V130H132ZM136 129H137V127H136ZM138 129H141V128H138ZM143 129H144V127H143ZM147 128H145L144 130H146ZM155 129H150V132H151V130H155ZM8 130V129H7ZM54 130V131H55ZM58 130V129H57ZM69 130V129H68ZM73 130V129H72ZM71 130V131H72ZM107 130V129H106ZM106 130H105V132H106ZM110 130V129H109ZM142 130V129H141ZM160 130H159V132H157L158 134L160 133ZM161 130V131H162ZM176 130H179V129H176ZM47 131V132H46ZM92 132V130H90L89 129V132ZM95 131H97V130H95ZM122 131V133L124 134V130H121ZM120 131V132H121ZM137 130H135L134 128H131V133L129 132V134H131V139H130V135H128V136H126L125 137V135H124V137H125V140L123 141V147H122V149H119V148H117V147H115V146H117V143H116V145H115V143H114V145L112 146V145H109L110 147L112 146V147H114L113 148V150H111V148H109L108 147V150H111L110 152H106L105 151V149H104V147H101L100 149H99V151L101 152V154H102V157L104 158L105 156H106V158L107 159H113L114 161H117V162H122L123 163V165L125 166V168H127V169H129V168H131V167H135V166H138L139 164H141V162L139 161V159L135 156V155H132L134 152H136V151H138V150H140L141 148L140 147H143V145H137V140L136 139H138L139 137H141L143 134H141V136L140 135H136L137 134V132H136ZM162 131V132H163ZM5 131H3V132H1V133H4ZM82 132V131H81ZM119 132V133H120ZM145 132V131H144ZM161 132V133H162ZM179 132V131H178ZM183 132V133H182ZM0 133V137H1V134ZM71 133V132H70ZM77 133V132H76ZM94 133V132H93ZM117 133V132H116ZM148 133H149V131H148ZM147 133V134H148ZM106 134V133H105ZM122 134V135H123ZM154 134V133H153ZM38 135H41V137H43V140L41 139V137H39L40 139H38L37 140V136ZM66 135V134H65ZM95 135V134H94ZM120 135H121V133H120ZM121 135V136H122ZM146 135V134H145ZM149 135H151V134H148V136L147 137H149ZM212 137H211V136ZM89 136V135H88ZM87 136V137H88ZM96 136H98V134L96 133ZM100 136H101V133H100ZM106 137H107V134L105 135ZM138 136V137H137ZM165 136H163V134H162V137L164 138ZM168 136L166 137V138H164V141H162V137L160 138V143L161 144H157L156 143V145H158L159 147H161L162 149H166L167 147H169V148H172L171 146H170V142H171V140L174 138L173 136H172V138H168ZM61 137H64V135L63 136H61ZM66 137H68V135L66 136ZM65 137V138H66ZM86 137V141L85 142H88L87 141V138ZM114 137V136H113ZM117 137H119V136H117ZM123 137V136H122ZM134 137L136 138V139H134ZM145 138H147L146 136H144ZM151 137H153V135L151 136ZM205 137H209L208 138V140L206 141V139H205V141H203V138H205ZM6 138V140L4 139V140H2L1 138H0V146H1V144L4 142V141H7V142H9L10 143V138H11V136H9V134L5 137ZM94 138H96L95 136H93V138L92 139H94ZM97 138H99V136L97 137ZM145 138H143V139H145ZM158 138V137H157ZM73 139L75 140V137H73ZM103 139V138H102ZM102 139H101V141H98L97 139H95V140H97L98 142H100V143H102L103 141H102ZM118 139H120V138H118ZM135 140V142H134V140ZM237 139H238V141H237ZM85 140V139H84ZM100 140V139H99ZM113 140V139H112ZM116 140H117V138H116ZM138 140H140V139H138ZM146 140V139H145ZM13 141V142H14ZM50 141H53V142H51V143H49V145H48V143L47 142H50ZM65 141V140H64ZM63 141V142H64ZM76 141V140H75ZM78 141V140H77ZM81 141H83V139L81 140ZM94 141V140H93ZM110 141V140H109ZM121 141V140H120ZM142 141V140H141ZM227 141H234V143L231 145V148H232V153L229 151V149H228V147H227V145H226V142ZM62 142V143H63ZM72 142H73V140H72ZM80 142V141H79ZM90 142H91V139H90ZM112 142V141H111ZM164 142V143H163ZM229 142V143H230ZM235 142H236V144H235ZM100 143H99V145H100ZM104 143V142H103ZM138 143H139V141H138ZM143 143V142H142ZM141 142H140V144H142ZM145 143V142H144ZM4 144V143H3ZM5 144H6V142H5ZM73 144H74V142H73ZM104 144H106V143H104ZM109 144V143H108ZM162 144H164L163 145V147H162ZM167 146H166V145ZM193 144H196L197 146H194ZM6 145H9V144H6ZM57 145H59V144H57ZM64 145V144H63ZM74 145H77L78 146V143L76 142V144H74ZM73 145V146H74ZM91 145H94V142L92 143L91 142ZM91 145H88V147L89 146H91ZM102 145V144H101ZM60 146V145H59ZM68 147H69V145H68ZM93 147V146H92ZM106 148H107V146H105ZM216 147V146H215ZM222 147H223V149H222ZM55 148H56V146H55ZM59 149H60V147H58ZM95 148V147H94ZM217 148V147H216ZM2 149V148H1ZM1 149H0V151H1ZM4 149V148H3ZM29 149H27V150H25V149H21V152H16V158L18 159V162L17 163H19L18 165H16V167H15V170L17 171V170H19V169H21V167H24L25 165L24 164H27V163H24L22 160H21V158H23V157H21V156H23L22 155V153H25V152H27L28 154H33V152H34V150H29ZM62 149V148H61ZM66 149L67 150H65L66 152H67V154H68V148L66 147ZM72 149V148H71ZM78 149V148H77ZM93 149V148H92ZM50 150V149H49ZM63 150L64 149H62V152H63ZM117 150V151H116ZM182 150V149H181ZM51 151V150H50ZM46 152V151H45ZM54 152V151H53ZM62 152H60V153H62ZM75 151L73 150L72 152H71V154L69 155V158H71L70 156H74V155H72V153H74ZM77 152V151H76ZM116 152V153H115ZM133 152V153H132ZM164 152V151H163ZM1 153V152H0ZM51 153V152H50ZM56 153H58V152H56ZM114 153V154H113ZM230 153V154H229ZM2 154V153H1ZM0 154V155H1ZM63 154H66V153H63ZM63 154H62V157L63 158H65V156H63ZM75 154V153H74ZM112 155V156H111ZM182 155H183V152H182ZM181 155V156H182ZM25 156V155H24ZM43 156H44V158L46 159V157H45V153L43 152ZM49 156V155H48ZM52 156V153H51V155L49 156V157H51ZM61 157V156H60ZM111 157V158H110ZM48 158V157H47ZM52 158H54V156L52 157ZM68 159V158H67ZM82 159H84V158H82ZM105 159V158H104ZM24 160V159H23ZM54 160H55V158H54ZM94 160V159H93ZM172 160H176L177 161V163L176 164H174V162H172ZM20 161H22V163L20 162ZM41 162H42V160H40ZM38 162V161H37ZM55 162V161H54ZM58 162H60L61 163V161H58ZM158 162H160V164L159 165H155L156 163H158ZM36 163V162H35ZM45 163V162H44ZM62 164V163H61ZM206 164V165H205ZM24 165V166H23ZM29 165V164H28ZM32 164H30V166H31ZM38 165V164H37ZM49 165H51V163L50 164H48V166ZM81 165V164H80ZM1 166H2V164H1ZM42 166V165H41ZM47 166V167H48ZM54 166V165H53ZM61 166V165H60ZM60 166H56L55 168H56V171H57V168L58 167H60ZM170 166H171V168H170ZM28 168H30L29 166H27ZM33 167H34V165H32L31 166V168L30 169H28V171H26L27 169L26 168H24V169H26L25 171L27 172L26 174H25V176H28V175H31V173H32V171H33ZM80 167V166H79ZM40 168V167H39ZM42 168V167H41ZM54 168V169H55ZM177 169V168H179V169H182V172H185V174H187L188 173V175H189V177H188V175H186V176H184L185 174H180L181 173V171H179V172H177V171H175V173H173V175H169L167 172H169V171H171V169L173 170V169ZM10 169V168H9ZM47 169V168H46ZM54 169H53V171H54ZM61 169V168H60ZM59 169V170H60ZM81 169L82 170H84V171H87V169H88V167L86 166V163L85 164H83L82 166H81ZM159 169H161L162 170V175H161V171L159 170ZM186 171H185V170ZM45 170V169H44ZM48 170H50L49 168H48ZM51 170H52V167H51ZM50 170V171H51ZM58 170V171H59ZM25 171H21V172H25ZM49 171V172H50ZM167 171V172H166ZM9 172H11V170L9 171ZM8 172V173H9ZM20 172V173H21ZM48 172V171H47ZM48 172V173H49ZM81 172V171H80ZM0 173H1V170H0ZM8 173L7 174H5V176L6 175H8ZM74 173V172H73ZM98 173H101V172H96V174H98ZM12 175V174H15L14 172H12V173H9V175ZM16 175V174H15ZM22 175V174H21ZM73 175V174H72ZM71 174H70V176H72ZM75 175V174H74ZM73 175V176H74ZM157 175V178L156 179H153L154 178V176H156ZM70 176H68V177H70ZM72 176V177H73ZM8 177V178H7ZM6 178L7 179H10L9 178V176H7ZM16 177H18V176H16ZM22 177V176H21ZM24 177V176H23ZM66 177V176H65ZM133 178V177H132ZM132 178L131 177H129V178H127L126 179V182H128V183H130L131 184V186L133 185V187H134V189H136V185L135 184H133V182H132ZM1 179V178H0ZM6 179V180H7ZM192 180H196V183L194 184L193 183V181ZM0 182H3V181H0ZM172 182H175V183H177V186L175 187L173 184H172V186H171V184L170 183H172ZM4 184H8V180L6 181V182H3ZM144 183V182H143ZM142 183V184H143ZM146 183V182H145ZM3 184V185H4ZM6 184V185H7ZM14 185H15V183H13ZM12 184V185H13ZM184 184V186H182ZM2 184L0 183V186H1ZM19 185V184H18ZM15 187V186H14ZM19 187H20V185H19ZM144 187V186H143ZM146 187V186H145ZM10 187H8V189H9ZM13 188V187H12ZM21 188H22V186H21ZM21 188H20V190H21ZM7 189V188H6ZM7 189V190H8ZM11 189V188H10ZM15 189V188H14ZM133 189V190H134ZM1 190V189H0ZM2 190H4V189H2ZM18 191V192H20L21 193V191ZM95 190V189H94ZM133 190H131L132 192H134ZM6 191V190H5ZM8 191H11V190H8ZM25 191V190H24ZM91 191H93L92 189H91ZM96 191H97V189H96ZM141 191H143V189L141 190L140 189V192ZM2 192V191H1ZM7 192V191H6ZM13 192V191H12ZM11 192V193H12ZM98 192V191H97ZM136 193L138 192V190L137 191H135ZM134 192V193H135ZM140 192H138V193H140ZM158 192H156V193H158ZM24 193V192H23ZM22 193V194H23ZM135 193V194H136ZM19 194V193H18ZM17 194V195H18ZM133 194V193H132ZM88 195H90V194H88ZM95 195H96V193H95ZM111 195V194H110ZM109 195V196H110ZM173 195H176L177 196V198L175 199V200H171L170 199V197L171 196H173ZM106 196V195H105ZM105 196L102 198L103 199V201H105ZM112 196L114 197V195L112 194ZM111 196V197H112ZM88 196H85L84 198H87ZM89 197H91L92 198V196H89ZM87 198L88 200L89 199H91V198ZM95 197V196H94ZM93 197V198H94ZM100 197V196H99ZM99 197L98 198H96L95 199V202L93 201V198L91 199L92 200V204H93V202H94V204L96 203V201H97V199H98V201H99ZM108 199H110L109 197H107ZM138 198V197H137ZM145 199H146V197H144ZM147 198H151L150 197V195L149 196H147ZM87 199H86V201H87ZM101 199V200H102ZM107 199V200H108ZM112 199H114V198H112ZM144 199V200H145ZM80 200H82V199H80ZM79 200V201H80ZM85 199H83V201H84ZM105 201V202H110L109 200L108 201ZM137 200H140L139 198L137 199ZM19 201V200H18ZM24 201V200H23ZM25 201V202H26ZM77 201L78 200H74V203H75V205L77 206ZM85 201V202H86ZM113 201V200H112ZM111 201V202H112ZM20 202V201H19ZM105 202H103V203H105ZM114 202H115V199H114ZM17 203V202H16ZM88 203H89V201H88ZM90 203V204H91ZM97 203H99V202H97ZM96 203V204H97ZM101 203V202H100ZM108 203H105L106 204V206H108V205H110V204H108ZM71 204V203H70ZM81 204H82V202H81ZM207 204V205H206ZM213 204H216L218 207L217 208H214V207H216V205H213ZM16 205V204H15ZM78 205H79V203H78ZM119 205V204H118ZM211 205H213L214 207V209H209V207H211ZM105 206V207H106ZM120 206V205H119ZM205 206H208V207H206L205 209H204V207ZM70 207V206H69ZM118 206H116V207H114L115 209L117 208ZM110 208V207H109ZM108 208V209H109ZM123 208V207H122ZM161 208V209H160ZM5 209V208H4ZM18 209V208H17ZM19 209H21L20 208V206H19ZM18 209V210H19ZM121 209V207L119 208V210ZM124 209V208H123ZM123 209H121L120 210V213H123V212H121ZM16 211V212H20V210L19 211ZM118 209H116L115 210V213H114V210H112L113 211V214H115L116 215V211H117ZM119 210L117 211L118 213H119ZM148 210V209H147ZM1 212V214L2 213H4V212H2V209L0 210ZM3 211H8V210H3ZM75 211V210H74ZM77 211L78 212H80L79 211V209H77ZM63 212V211H62ZM76 212V211H75ZM81 213V212H80ZM105 213V212H104ZM117 213V214H118ZM78 214V213H77ZM82 214H83V212H82ZM109 214V213H108ZM111 215H113L112 213H110ZM110 215V216H111ZM115 215H114V219H112V218H109V217H106V218H108V223H109V219H112V220H115ZM119 215V214H118ZM118 215H116V217L118 216ZM104 216V215H103ZM120 216V215H119ZM135 218V217H134ZM133 218V219H134ZM187 218H189L190 220H189V224H187V225H185L184 223H185V220L187 219ZM69 219V218H68ZM105 219V218H104ZM118 219H119V217L117 218V221H118ZM139 218L138 219H136V221L135 222H137V224H138V222L139 221H137V220H140ZM107 220V219H106ZM132 220V219H131ZM131 220H130V222H131ZM26 221V220H25ZM133 221V222H134ZM133 222H131L132 224H133ZM110 224V223H109ZM108 224V225H109ZM135 225H136V223H134ZM91 225H93V224H91ZM90 225V226H91ZM105 225H107V224H105ZM112 225H114V223L112 224ZM135 225H132V226H135ZM85 226V225H84ZM88 226V225H87ZM98 227H99V225H97ZM71 227V226H70ZM91 227H93V226H91ZM63 228V227H62ZM61 228V229H62ZM96 228V227H95ZM107 228V227H106ZM135 228H137V225L135 226ZM183 229L184 231H178V230H180V229ZM108 229V228H107ZM115 229V228H114ZM154 229L156 230V231H154ZM90 230V229H89ZM88 229H87V231H89ZM98 230V229H97ZM136 230V229H135ZM137 230V231H138ZM151 230H153V231H151ZM2 231V230H1ZM60 231V232H59ZM67 231V230H66ZM106 232V231H105ZM130 232V233H129ZM33 233V232H32ZM61 233V234H60ZM65 233V232H64ZM73 233V232H72ZM87 233V234H86ZM30 234V233H29ZM77 234V235H78ZM134 234V233H133ZM33 235H36L37 236V233L36 232H34V234ZM69 235V236H68ZM83 235V240L86 242H90V243H88V244H91V246L90 245H81V246H79V243H81V236ZM122 235H125L126 237H127V239H124V241H122V245H129V244H131V246L129 247V249H128V247L126 246L125 247V249H122L123 251H121V253H119L120 252V249H118L119 250V252H118V250L117 251H115L113 248L112 249H109L110 251L108 252L109 253V256L107 257V259L105 260L104 259V257L102 256V254H101V252H102V241H103V239L105 238V237H109V238H112V239H115V241L117 240L116 238H119L120 239V237H122ZM24 236V235H23ZM28 236V235H27ZM30 236H32V235H30ZM37 236V237H38ZM37 237H35L36 239H34L33 237V239L35 240V242L36 241H38V240H40L39 238H37ZM140 237V236H139ZM31 238V237H30ZM26 239V241L28 240H31V239ZM73 238H74V236H73ZM72 238V239H73ZM108 238V239H109ZM138 238V237H137ZM22 239H24V238H22ZM21 239V240H22ZM111 239V240H112ZM135 240H137V239H135ZM31 242V241H30ZM30 242H29V245H32V244H30ZM35 242L33 241V243L35 244ZM60 242L63 244H61V246H59L60 245ZM83 242V241H82ZM84 242V243H85ZM87 242H86V244H87ZM119 242H121L120 240H119ZM117 243H118V241H117ZM26 244H27V242H26ZM81 244H83V243H81ZM100 244H101V248H100ZM119 244V243H118ZM93 245V246H92ZM114 245V244H113ZM112 244H111V246H113ZM144 245H146V246H144ZM35 246H37V245H35ZM37 246V247H38ZM56 246H59V247H57V248H55ZM29 247V246H28ZM31 247V246H30ZM34 247V246H33ZM123 247V246H122ZM127 248V249H126ZM37 249V248H36ZM39 249V248H38ZM100 249H101V251H100ZM40 250H37L38 252L40 251ZM114 250V251H113ZM31 252H32V250H31ZM36 252V251H35ZM38 252H36V255H34L35 257L36 256H38L37 255V253ZM40 252V253H41ZM2 253V252H1ZM0 253V256H2V254H3V256H4V252L1 254ZM39 254V253H38ZM2 256V257H3ZM5 256H7V255H5ZM18 256H20V255H17L16 256V259H14L13 257H11L12 259H11V263H13V264H19L23 259H21V258H19V259H21V261L19 260V259H17V257ZM21 256H23V255H21ZM25 257H26V260H28V259H30L31 257H30V255L27 257L26 255H24ZM23 256V257H24ZM111 256V257H110ZM0 257L1 258V260H0V262H2V260H3V258H4V260H5V257ZM24 257V258H25ZM28 258V259H27ZM110 258V259H109ZM7 259V258H6ZM31 259H33V258H31ZM39 259V258H38ZM17 260H19V262L17 263ZM8 262L10 261V259H8L7 260ZM24 261V260H23ZM114 262V261H113ZM32 263H33V261H32ZM5 264H7L6 262H5ZM9 264H10V262H9ZM21 264H22V262H21ZM23 264H27V262L26 261H24L23 262ZM31 264V263H30Z\"/></svg>", "mask_w": 264, "mask_h": 264}, {"label": "rangeland", "instance_id": "2", "mask_svg": "<svg viewBox=\"0 0 264 264\" xmlns=\"http://www.w3.org/2000/svg\"><path fill=\"white\" fill-rule=\"evenodd\" d=\"M10 1V2H9ZM0 0V16H1V18H0V50H3V48L5 47V44H7L8 42H9V40H10V35H11V32H13L14 31V29H15V26H16V28L24 21L23 20V17L22 16H16L15 14H14V10H17V11H19V12H21V13H28V12H32V11H36V10H39V8H40V6H41V4L39 3V2H37V1H35V0ZM18 1V2H17ZM19 1L20 2H23V3H19ZM123 1H125V0H123ZM167 2L168 1H170V0H166ZM177 1V0H176ZM183 0H178L177 1V3L179 2V4L180 3H183L182 2ZM225 2L226 1H228V2H230V3H228V2H226V3H224L223 1L221 2V3H215L214 1H211V2H206L207 4H205V2L204 1H197L194 5H193V3H191L190 2V4H188V2L187 3H184V5H187L188 4V6L190 7L189 9H188V6H183V7H185V12H183V13H180L179 11V9H177V8H179V6L182 8V4H180V5H177V3L175 2V1H173V0H171L170 1V3L171 4H169V6L170 7H172L171 5H173L174 6V4H175V7H174V9L175 10H170L171 12H169L170 14L172 13V16H171V18H170V16H169V14H167L168 13V11H169V9L168 8H170L169 6H167V7H165L164 9H163V11H166L167 9V11H166V14H165V12H163L162 14H164L163 15V17H160L159 15H158V13L156 12L155 14H153L152 16L154 17V18H156L157 17V20H158V18L160 19V20H158L157 21V23L155 24V26L159 29V24L158 23H161L162 25H160V29H159V32L156 30V29H154V28H156L155 26L152 28V27H145V28H149L147 31H149L148 32V34L146 33V29L144 28V27H139V26H137L136 28L138 29V31L136 32V31H131V33L130 32H128V31H122V30H124L123 28L125 27L126 29H130L131 27H132V25L133 26H135L136 24H135V21L136 20H138V18H139V16H136V15H138V13L140 12L142 15L140 16V18L142 19V17H143V15H145L146 14V10L145 9H141L140 7H142V6H137V5H143L142 3H140V4H136V5H134L132 8V15H131V18H130V21L129 20H126L125 21V24L124 25H121V24H117V23H113V22H107V19H106V21H105V23L104 24H101L100 26H99V31L101 32L100 33V38H99V41L101 42V40H102V42L103 43H105V41L107 40V38L106 37H102V31L103 32H106L107 30L108 31H110L111 32V35L113 36L114 35V31L116 30V29H114V27L116 28V27H118V28H120V31H121V33L120 34H122V35H124L125 37H124V39H122V43H123V46H125L126 44L125 43H127V41H128V39H129V37H132L131 39H130V41H131V43H132V49H133V51L135 50L137 53H134V55H132V56H134V58H132V56L130 57V55H128V54H126V59H127V64L124 66V69H120L119 70V72H115L112 76L113 77H111V68L109 67V68H107V69H99V68H94V69H96V71L99 69V71H97L98 73H97V75H95V70L93 69V71L94 72H86L84 69H85V67L83 68V69H78V68H76V67H74L73 68V75L74 76H76V75H78V79L80 78L79 76H81V75H83L84 74V78H82V79H85L86 77H85V74H87L86 76H88L89 74V76H90V80L92 79H94V80H96L97 82H95V81H93V82H95V83H93V82H90V80L88 81V82H90V83H92V85L90 84V83H87V85L89 86L88 88H90V91H88V88H87V91H86V85H85V87H83L84 85L82 84L81 85V87H83L81 90H79L78 91V96H80V97H84V96H81V95H84L85 93L87 94L86 96H87V99H89V101L91 102V99H93V96H91L92 94H93V92L94 93H97L98 91V93H97V95L98 96H96V94H93V95H95L96 96V98H94V100L92 101V104H93V106L94 105H96L95 107H98V108H94L93 106L92 107H89V106H87V103L85 102L84 103V101H81L80 99H79V97L77 96L76 97V99H79L80 100V102H79V100H76L75 98H72L68 103H69V105L67 106V105H65L66 107H63L60 111H62L63 113H65L64 115H65V118H62V120H61V122H59L60 124L58 125V120H60V119H58V118H56V117H54V116H51V112H44V114L42 113V114H40V116L42 117L41 119H39V117L37 116L36 118H34V120L36 121V123H41V124H43L44 122V124H43V127L48 131H46L47 133H49V134H46L45 133V135L44 136H46V137H48V136H57V134L58 135H60L62 132H64V133H62L63 135H64V137H61V136H63V135H61V136H59V141L58 142H54V143H51V142H53V141H50V142H47L48 143V145H49V143H51L49 146H47V150H45V151H42V150H40V149H37L36 148V150H35V147H31V149H29V146L26 144V143H22L21 141H18V142H16V141H14V140H16L17 138L15 137V136H12V134H11V132L10 133H8L10 130H9V127H7V128H5L6 127V122H8V121H10V120H12L13 119V115L15 114L16 115V111L17 110H14L13 109V107L12 106H10L9 107V109H6V108H8V106L5 108V109H3V106H5L6 105V102H4L5 101V99H6V96L5 95H0V133L1 132H3V131H5L4 133H1L2 135H1V139L2 140H6V136L9 134V136H11V138H10V143L9 142H7V141H4L2 144H1V146H0V149H1V155H0V170H1V173H0V181H3V182H6L7 180H8V184L6 185V184H4L3 182H0L2 185L0 186V210L2 209V212H4V213H0V253L2 252H4V256H3V254H2V256L3 257H5V260H4V258L2 257V256H0V257H2L3 258V260H2V262H0V264H5V262L7 263V264H9V262H10V264H13V263H11V257H13L14 259H16V256L17 255H20V256H18L17 257V259H19V258H21V259H23L24 261H26L27 262V264H44V262H43V260H42V258L41 257H44L45 258V252H41V248H40V246H38V242H40L39 244L41 245V236H38L39 234H40V232H41V230H42V225H40V221L39 222H36V221H33V220H27L26 218H25V220L22 218H20L22 215H23V213L22 212H24L25 210L26 211H35V212H41V211H43L44 210V206L42 207V209H39V208H41V205H39L38 203H35V202H33V203H31V202H27L26 201V198L24 199V197H26L28 194H29V190H33L35 193V196L39 199V200H41V194L43 193V192H45V193H47V195H48V197L49 198H51L52 200H55L57 203H59L58 205H62V206H64V209H62L61 211H60V213L57 215V216H54L53 218H49L46 222H51V223H53V222H56V223H61V225H62V229L60 228V231H61V235H65L64 237H67V233L66 232H68L70 229L72 230V228H74V230H72V232H68V234L70 233L71 234V237H69V238H71V240H74L75 238H77L78 236H79V234H80V232H81V234L82 233H84L85 231L84 230H86V232L88 233H86L87 234V236H90V238H87L88 240H90V242H91V240L93 239V237L95 236H98L97 235V232L98 233H101V235H102V232L104 231V235H108L110 232H112L111 230H112V228H113V231H121L122 230V228H123V224L124 223H128L129 222V224H130V226L132 227L131 229H130V232H131V235H132V239H133V241H138L139 240V238H141L142 239V237H141V235H142V233L141 232H139V231H141L142 229H140V230H138V228H140L141 227V225H143L144 226V224H145V222L143 221V219H140V217L139 216H141V215H139V214H141V212H143V211H145L146 210V212H147V214H148V212L150 213L151 211H152V214H154L153 212L156 210V208L154 207L155 206V204H154V202H156V201H154L153 202V199H152V197L153 196H155L154 194H159L160 192H158V191H155V190H153V189H151V191L150 190H148V189H150L151 187L147 184V179L150 177L149 175V173H148V171L146 170V169H149V167L150 166H148L147 165V163H150L151 162V158H150V152L151 151H156L157 153H159V154H162L163 155V159H164V161H162L161 162V165L163 166V167H165L166 165H167V163L171 160V159H174V155L175 156H177L178 155V157L180 158V159H182L183 160V158H184V155H185V153L187 152L186 151V149H183L182 148V140H180V139H177L176 138V135L178 136V135H180L181 134V125L183 126V128H182V130H183V132L184 133H186L185 131H189V130H187V128L188 129H192V130H194L195 131V127H199V123H201V122H208L209 121V123H212L213 121H214V117L216 116V115H218V113H219V115H222V120H221V123H220V125H216L215 127H218L219 126V129L218 130H216V132H215V136H218V140L216 141V144H214L213 146H211V148H210V150L207 152V154H206V156H205V159L208 161V162H205V163H209L210 161L211 162H213V164H211V165H206V166H212V165H214V164H218L219 163V161L221 160V152H222V150L220 149V148H218V145H221V144H224V142H220L221 141V139H222V137H223V135L226 133V132H228V131H231L232 133H234V135L235 136H237L236 134H238L239 132H249L250 130H252V128L254 127V126H256V125H258L263 119H264V67H262V66H264V54H263V52H264V45H263V39H264V9L262 10V6H259L260 5V3H262V1L263 0H251V2H250V0H238V2H235L234 0V2L232 1H229V0H224ZM237 1V0H236ZM258 1H260V3L258 2ZM185 2V1H184ZM244 2V3H243ZM253 2V4L255 5V7L253 6V4H251L250 5V3H252ZM257 2H258V4H257ZM36 3V4H35ZM211 3V4H210ZM238 3H239V7L237 6L238 5ZM248 3V4H247ZM199 4V5H198ZM224 6H223V5ZM234 4H236V5H234ZM247 4V5H246ZM13 5H15V6H13ZM17 5H19V6H17ZM35 5V6H34ZM205 5V6H204ZM216 5H218V6H216ZM221 5H222V7H224V8H222L221 7ZM226 5H227V7H226ZM257 5V6H256ZM6 6H8L7 8H6ZM21 6V7H20ZM193 6V7H192ZM194 6H196V8L194 7ZM200 6V7H199ZM204 6V7H203ZM209 6V7H208ZM214 6H215V8H214ZM232 8H230V7ZM245 6H246V8L247 7H249V9H246L245 8ZM259 6V7H258ZM95 7H97L98 9H101V8H103L104 7V4L102 3V0H100V1H97L96 2V5H95ZM137 7H139V8H137ZM209 8L207 11H206V8ZM211 7V8H210ZM217 7V8H216ZM229 7V8H228ZM238 7V8H237ZM253 7V8H252ZM76 8V7H75ZM75 8H73V9H71L70 10V12H72L73 10H75ZM193 8V9H192ZM204 8H205V10H204ZM212 8H214V9H212ZM241 9L242 11H239L240 13H238V9ZM251 8V9H250ZM257 8H258V11L260 10H262L261 12L263 13V14H261L260 12H258L257 11ZM261 8V9H260ZM128 9H130V8H128ZM173 9V8H172ZM219 9H221V12L219 11ZM223 9H224V12H223ZM232 11H231V10ZM239 9V10H240ZM252 9H254V11L252 10ZM256 9V10H255ZM162 10V9H161ZM177 10H179V11H177ZM234 10H236L235 12H234ZM247 10V11H246ZM251 10L253 11V13L251 12ZM175 11V12H174ZM178 13H177V12ZM197 13H196V12ZM209 11V12H208ZM218 11V12H217ZM227 13H226V12ZM229 11V12H228ZM231 11V12H230ZM188 12V13H187ZM202 13V14H200V13ZM205 13V15H204V13ZM242 12V13H241ZM258 12V13H257ZM136 13V14H135ZM175 13H177V14H179V16L177 17L176 15H174ZM194 13H196V15H194ZM199 13V14H198ZM215 15H214V14ZM218 13V14H217ZM221 13H222V15H221ZM230 13V15H228ZM235 15H234V14ZM250 13V14H249ZM184 14V15H183ZM185 14H186V17H185ZM188 14V15H187ZM192 14H193V16H194V18H193V16H192ZM210 14V15H209ZM219 16V18H222L223 17V19H219L218 18V16ZM223 14H225L226 16H227V18L229 17V16H233V18H231V17H229L230 19H228V20H226V16L224 15L223 16ZM233 14V15H232ZM237 14V15H236ZM256 14V15H255ZM14 15V16H13ZM135 15V16H134ZM190 15V16H189ZM204 15V16H203ZM207 15H209V16H207ZM212 15V16H211ZM220 15H221V17H220ZM250 15H254V17H252V16H250ZM134 16V20H133V17ZM174 16H175V18H174ZM185 17V18H183V17ZM199 16V17H198ZM214 16H215V18H214ZM257 16V17H256ZM137 17V18H136ZM192 18L191 19V22L192 23H189L190 22V18ZM201 17V18H200ZM207 17V18H206ZM261 17H262V19H261ZM170 18V20H169V23H168V19ZM183 18V19H182ZM189 18V19H188ZM204 18V19H203ZM245 18V19H244ZM253 18V19H252ZM258 18V19H257ZM8 19H10V20H8ZM131 19L134 21V24H130V23H133L132 21H131ZM141 19H139V21L141 20ZM172 19V20H171ZM184 19L185 20H189V22H188V20L187 21H184ZM199 19V21H197ZM217 19V21L218 20H220L219 22H218V25L220 26H218L217 25V23L216 22H213V21H215ZM245 21H244V20ZM255 19H257L256 21H255ZM259 19H261V20H259ZM5 20H7V21H5ZM33 20V19H32ZM173 20H174V22H173ZM177 20H179V22L177 21ZM205 20V21H204ZM230 20V21H229ZM241 20V21H240ZM243 20V21H242ZM139 21H136V23H138ZM161 21H164V22H166L167 21V24L168 25H166V23H163V22H161ZM176 21V22H175ZM182 21V22H181ZM202 21V23H201V25L199 24V22H201ZM223 21V22H222ZM177 22H178V24H177ZM184 22H187V23H185L184 24ZM252 22V23H251ZM254 22V23H253ZM260 22H261V24H260ZM205 25H204V24ZM208 23V24H207ZM211 23V24H210ZM215 23V24H214ZM221 23H223V24H221ZM244 23V24H243ZM246 23H249L248 25H246ZM172 24L173 25H175L176 24V26H173V28H164L165 26H172ZM193 24V25H192ZM198 24V25H197ZM202 24H203V29H201V26H202ZM240 24H243V26H244V29H243V26L242 25H240ZM260 24V25H259ZM129 25H131V27L129 26ZM138 25V24H137ZM215 25H216V27H218L216 30H214V29H211V28H213V27H215ZM234 25V26H233ZM127 26V27H126ZM196 26V27H195ZM205 26H207L206 28H205ZM210 26H211V28H210ZM225 26H226V28H225ZM227 26H228V29H227ZM231 26H233V28L231 27ZM192 27V28H191ZM215 27V28H216ZM74 28V27H73ZM224 28V29H223ZM229 28L230 29H233V30H229ZM259 28H261V30L259 29ZM24 30H26L27 29V27H24L23 28ZM136 29V30H137ZM140 29H144V31L143 30H140ZM150 29L152 30L153 29V31L155 32V36L158 34L159 35V37H158V35L156 36V38L154 39V41L155 42H157V43H153V40H151L152 39V37L154 36L153 35V33L154 32H152V31H150ZM170 29H172V30H170ZM196 29V30H195ZM206 29V30H205ZM209 29L211 30V31H209ZM219 29H221V30H219ZM235 29V30H234ZM244 31H247V32H244L243 33V30ZM246 29V30H245ZM255 29V30H254ZM259 29V30H258ZM68 30H74V29H72V27H69V29ZM81 28H79L78 29V32H81ZM139 30H140V32H143V33H140L139 32ZM166 30H167V35L165 34L166 33ZM193 30H195V31H193ZM197 30H200V31H197ZM227 30V31H226ZM228 30H229V32H228ZM253 30H254V32H256V33H253ZM260 31V32H257V31ZM67 31V30H66ZM172 31V32H171ZM191 31H192V36L190 35V33H191ZM207 31V32H206ZM251 31H252V34H253V36H252V34H251ZM77 32V35H79V33ZM138 32H139V34H138ZM145 32V33H144ZM151 32V33H150ZM187 32H188V34H187ZM196 32V33H195ZM206 33V35H207V40L205 39H203V37L204 36H206L205 35V33ZM216 32V33H215ZM222 32V33H221ZM125 33V34H124ZM132 33H134L136 36H138L137 38H135L136 36L135 35H131ZM150 33V34H149ZM161 33H162V37L160 36L161 35ZM169 33H172V34H169ZM186 33V34H185ZM194 33V34H193ZM198 33H199V35H198ZM204 33V34H203ZM221 33V34H220ZM226 33V34H225ZM228 33V34H227ZM242 33V35L240 36V34ZM143 34H147V35H149L150 37H148V36H143ZM175 34V35H174ZM195 34H197L198 36H199V38H197L198 36H196ZM203 34V35H202ZM255 34V35H254ZM257 34V35H256ZM95 36V34H94V32L93 31H90L89 33H88V37L85 39V41H86V45L84 46V47H82L84 50H83V52H89V50H90V46H92V40H91V38H92V36ZM122 35H120L121 36V38L123 37ZM139 35H140V37H139ZM151 35H152V37H151ZM187 35H190V37L191 38H189V36L187 37ZM93 36V37H94ZM154 36V37H155ZM166 36H168V37H166ZM186 38H185V37ZM236 36H237V38H236ZM247 38H246V37ZM250 36V37H249ZM251 36H252V38H251ZM255 36V37H254ZM263 36V37H262ZM143 37V38H142ZM147 37V38H146ZM166 37V38H165ZM182 37L184 38V39H182ZM209 37V38H208ZM102 38V39H101ZM165 38V39H164ZM180 38V39H179ZM197 38V39H196ZM225 38V39H224ZM253 38H255V39H253ZM259 38H260V40H259ZM263 38V39H262ZM126 39V42L124 43V40ZM137 39V40H136ZM139 39H142L141 41H139ZM146 39H147V43L145 44V42H146ZM158 39H159V41H158ZM176 39H177V41H176ZM186 39V40H185ZM189 39V41H191V44L195 47V46H199V44H200V46L197 48V47H193L191 44L190 45H187V44H189L190 42H186L187 40ZM199 39V42H197V40ZM204 40V42L203 41H201V40ZM253 39V40H252ZM164 40H166V41H164ZM172 40V41H171ZM179 40H181V41H179ZM239 40V41H238ZM249 40H250V42H249ZM259 40V41H258ZM164 41V42H163ZM171 41V42H170ZM187 43H185V42ZM223 41V42H222ZM252 41V42H251ZM257 41L260 43L259 45L257 44ZM13 42V41H12ZM12 42H10L11 44H12ZM38 42H43V44H45V47H50V46H52L53 44L55 45V44H58V42H59V38L57 37L54 41H52V42H49L48 41V39H43V40H40V41H38ZM37 42V43H38ZM47 42V43H46ZM175 42H177V43H175ZM178 42L180 43L179 45H178ZM197 42V43H196ZM222 42V43H221ZM231 42H233V43H231ZM253 42H254V44H255V46H253L254 44H253ZM13 43H15V45H17L16 44V42H13ZM140 43V44H139ZM164 43V45H165V47H164V45H163V47L161 46L162 44ZM184 43L188 46H185L184 45ZM194 43V44H193ZM221 43V44H220ZM10 44V45H11ZM72 44H75L76 45V43L75 42H73ZM156 44H158V45H156ZM159 44H160V46H161V48H160V46H159ZM175 44H176V46H175ZM182 44L184 45V46H182ZM196 44V45H195ZM198 44V45H197ZM226 44V45H225ZM228 44V45H227ZM231 44H232V46H231ZM250 44H253V45H250ZM256 44L259 46H256ZM148 45V46H147ZM152 45H154V46H156V47H154V46H152ZM178 45V46H177ZM180 45H181V48H183V49H181L180 48ZM246 45H247V47H246ZM261 45V46H260ZM77 46V45H76ZM147 46V47H146ZM159 46V47H158ZM190 46H192V47H190ZM230 46V47H229ZM11 48H9L8 50H9V54H11V51H12V54L13 53H15L16 54V56H18V57H20L22 54H23V51L21 50V47H15V46H10ZM12 47H14V48H16V49H14V48H12ZM135 47H136V49H138V51L135 49ZM173 47V48H172ZM184 47H185V49H184ZM190 47V48H189ZM227 48V51H229L230 50V53L228 52V53H226L225 51H224V49L226 50V48ZM242 47V48H241ZM250 47H252V49L254 50L253 51V53H252V51L251 50H249V49H251ZM263 47V48H262ZM111 48V47H110ZM109 48V49H110ZM163 48V49H162ZM166 48V49H165ZM209 48V50H206V49H208ZM236 48H238V51H237V49ZM256 48V49H255ZM155 49H156V52H155ZM170 49V50H169ZM178 49V51H179V49H180V51H179V53H177L178 51H176ZM194 50V52H192L191 50ZM215 49V50H214ZM11 50V51H10ZM13 50H15V51H13ZM18 50V51H17ZM65 50V48L64 47H61V49H60V47H59V53H60V55H61V58L63 59V53L65 52L64 51ZM111 50H112V48H111ZM158 50V51H157ZM161 50H163V51H161ZM175 50V51H174ZM205 50V51H204ZM233 51V53L236 55V53H237V55L235 56V55H231V52ZM244 50H246V52L249 50V52H245ZM256 50V51H255ZM153 51V53H151ZM173 52V54H172V52ZM182 51V52H181ZM196 51V52H195ZM216 51V52H215ZM242 51H244V53H246V54H244L243 52L241 53ZM261 51H262V53H261ZM192 52V53H191ZM209 54H208V53ZM214 52H215V54H214ZM223 52V53H222ZM3 53H4V51H3ZM7 53V54H8ZM155 53V54H154ZM157 53V54H156ZM161 53V54H160ZM171 53V55H168V54H170ZM177 53V54H176ZM182 54L181 56H179V54ZM193 53H194V55H193ZM213 55V59L211 60V59H208V58H210V56L209 55H211V54ZM222 53V54H221ZM225 53H226V55H225ZM232 53V54H233ZM239 53H241L240 55H239ZM261 54V56H262V61L259 59L260 58V54ZM27 54H29V53H27ZM76 55V57H77V59H78V61H80V54L79 53H75ZM114 54V55H113ZM112 54V56L111 57H114L113 59L115 60V57L116 56H118V54L116 53V52H114ZM139 54V55H138ZM145 54V55H144ZM151 54H153V56H154V58L151 56ZM218 54V55H217ZM259 54V55H258ZM120 55V54H119ZM144 57H142V56ZM185 55H188L189 57L191 56V55H193V56H191L190 58H192V60L191 59H189V57L188 56H185ZM211 55V56H212ZM217 55V57H215V56ZM220 55H221V58L219 59V57H220ZM239 55V56H238ZM246 55V56H245ZM32 55H30L29 54V57H31ZM123 55H121V57H122ZM125 56V55H124ZM138 56V57H137ZM150 56H151V58H150ZM206 56V57H205ZM208 56V57H207ZM225 56H227V58L228 59H230V60H227V58L225 57ZM229 56L231 57V58H229ZM235 56V57H234ZM80 57V58H79ZM110 57V58H111ZM121 57L119 56V61L121 60ZM136 57H137V60H135L136 59ZM167 57H169V58H167ZM185 57H187V58H185ZM199 57V59H197V58ZM203 57H205V59L203 58ZM109 58V60H113L112 58L110 59ZM203 58V59H202ZM215 58V59H214ZM216 58H218V59H216ZM252 58V59H251ZM139 59V60H138ZM150 59V60H149ZM171 60L170 61V63H169V61L168 60ZM176 59H177V61H176ZM181 59V60H180ZM183 59V60H182ZM187 59V60H186ZM224 59V60H223ZM226 59V60H225ZM259 59V60H258ZM81 60L82 61H85V55H83L82 56V58H81ZM198 60H200L201 61V63H200V61H198ZM215 60V61H214ZM234 60H235V63H234ZM252 60V61H251ZM255 60V62L257 63V62H259V63H257V65H256V63L255 62H253ZM141 61V62H140ZM167 61V62H166ZM185 61V62H184ZM217 61V63H215ZM226 61V62H225ZM35 62H37L36 64H38V62L40 63V64H38V65H41L43 62H42V59H37V60H35ZM163 62V63H162ZM173 62V63H172ZM190 62H192V63H190ZM199 63V64H202L203 66H205V64L207 63V68H205V67H203L202 65H199V64H196V63ZM204 62V63H203ZM232 62V63H231ZM262 64H261V63ZM165 63V64H164ZM212 63V64H211ZM224 63H226V66L224 65ZM253 63V64H252ZM83 64L85 65V62H83ZM158 64H160V66H158ZM177 64V65H176ZM195 64L198 66V70L196 69V67H195ZM215 64V65H214ZM216 64H218V67H216ZM232 64V65H231ZM163 65V67H161ZM193 66V69H191L192 67L191 66ZM210 65V66H209ZM252 65V66H251ZM260 65V66H259ZM136 66H138V69H137V67ZM140 66V67H139ZM156 66H158L157 68H156ZM167 66V67H166ZM186 66V67H185ZM191 68H190V67ZM213 68H212V67ZM214 66H215V68H214ZM221 66L222 67H224V68H222L223 69V71H222V69H221V71H220V68H221ZM240 66V67H239ZM258 66V67H257ZM126 67H128V69L126 68ZM133 67V68H132ZM151 67V68H150ZM161 67V68H160ZM188 67V68H187ZM228 67V68H227ZM159 68V69H158ZM165 68V69H164ZM201 68H203L202 70H206L207 71V73H203V71L201 70ZM219 68V69H218ZM251 69V70H248V69ZM254 70H253V69ZM256 68H257V70H256ZM260 68V69H259ZM262 68V69H261ZM127 69V70H126ZM158 69V70H157ZM160 69H164L163 71L162 70H160ZM194 69H196V70H194ZM217 69V70H216ZM79 70H80V72L82 73H79ZM108 70V71H107ZM131 70V71H130ZM148 70V71H147ZM156 70H157V72H156ZM183 70V71H182ZM185 70V71H184ZM188 70V71H187ZM211 70H215L216 72H214V71H212V72H209V71H211ZM253 70V71H252ZM105 72V74H106V77H105V79L103 78L104 77V73L103 72ZM125 71V72H124ZM158 71H161L160 73L158 72ZM173 71H175V73L173 72ZM178 71V72H177ZM187 71V72H186ZM202 71V72H201ZM220 71V73H219V75H218V72ZM250 71V73H252V74H249L248 72ZM252 71V72H251ZM257 71H259V73L261 74L260 75V79H259V77H257L256 75V73H257ZM78 72V73H77ZM123 72V73H122ZM129 72H131V73H129ZM173 72V73H172ZM184 72V73H183ZM194 72H196V75H198L199 74V77H197L196 75H195V73L193 74ZM39 74H38V76L39 77H42V75H43V78L44 77H46L47 76V72L45 71V69H43V67H41L40 68V71L38 72ZM92 73V74H91ZM93 73H94V75H93ZM101 73V75H103V76H101V79H100V76H99V74ZM103 73V74H102ZM109 74V76L112 78H108V79H106L107 78V75ZM182 73V74H181ZM192 73V74H191ZM201 73H203V74H201ZM258 73V74H259ZM126 75V77H125V75ZM129 74V75H128ZM130 74L132 75V78L130 77L129 78V76H130ZM206 74L208 75V77L206 76ZM215 74V75H214ZM217 74V75H216ZM244 74V75H243ZM256 74V75H255ZM92 75V76H91ZM180 75V76H179ZM192 75H194V78L196 77V80H200L199 82H197L194 78V81H193V79H192V81H191V83L192 84H190V82H189V80H191V78H192ZM210 75V76H209ZM247 76V81H246V79L244 80L243 78H242V76L243 77H246ZM250 75H252V79H254L255 81H253L251 78L249 79L248 77H250ZM73 76V78L75 79V77ZM88 76V77H89ZM96 76H99V79H98V77H96ZM125 78H124V77ZM168 76V77H167ZM185 78H184V77ZM189 76H191V77H189ZM205 76H206V79H205ZM216 76V77H215ZM255 76V77H254ZM87 77V78H88ZM92 77V78H91ZM129 78V80L127 81V79ZM155 77H157V78H155ZM187 77V78H186ZM235 77V78H234ZM259 79V82H257L256 80L257 79ZM99 81H106V82H98V80ZM126 79V80H125ZM153 79H154V81H153ZM181 79V80H180ZM182 79L184 80V81H182ZM188 79V80H187ZM234 79V80H233ZM80 80V79H79ZM110 82H109V81ZM123 80H124V82H123ZM169 80H170V83H169ZM172 80H173V82L174 83H171L172 82ZM185 80H186V83H184L185 82ZM250 80V81H249ZM35 81V80H34ZM34 81L32 82V83H34ZM143 81H145V82H143ZM150 81V82H149ZM162 81H163V83H162ZM164 81H167L166 83L167 84H165V82ZM177 81H179V83L178 84H176L177 83ZM195 81L197 82V84L195 83ZM253 81V82H252ZM39 81H36L34 84H41L40 82L38 83ZM55 82H57V81H52L51 83H49V86H47V90H49L52 94H55L59 89H60V87L59 86H61V83H55ZM107 82H109V84L107 83ZM121 82V83H120ZM128 82V83H127ZM193 82H194V84H193ZM201 82V83H200ZM233 82V83H232ZM96 83H99V84H101L99 87H94L95 85H97ZM106 83V84H105ZM127 83V84H126ZM145 83V84H144ZM159 83V84H158ZM162 83V84H161ZM188 83V84H187ZM255 83V84H254ZM59 86H58V85ZM119 84H121V86H119L118 87V85ZM126 86H125V85ZM160 84H161V86H163L162 88H160L161 90H159V92L160 91H162V92H160L161 94L162 93H164L163 95H161L156 89L158 88V87H161L160 86ZM170 85V87L168 88L167 87V85ZM184 84H187V85H184ZM200 84H202V86H204L205 88V90L203 89V87L200 85ZM57 85V86H56ZM91 85V86H90ZM107 85V88L105 87ZM108 85H110V87H111V89L109 90V88L110 87H108ZM127 85H129L128 87H127ZM145 85V86H144ZM164 85H165V87H164ZM174 85H176L175 87L176 88H174ZM182 87H181V86ZM195 85V86H194ZM209 85V86H208ZM232 85V86H231ZM92 86H93V88H92ZM102 86H104L105 88H103ZM137 86V87H136ZM173 86V87H172ZM188 86V87H187ZM191 88H190V87ZM231 86V87H230ZM243 87L244 88V86H246V90H244L243 88H241V87ZM48 87H49V89H48ZM122 87V88H121ZM123 87H124V89H123ZM136 87V88H135ZM186 87V88H185ZM202 87V88H201ZM209 87H210V90H209ZM227 89V91L224 89ZM230 87V88H229ZM233 87V88H232ZM234 87L236 88V89H234ZM259 87V88H258ZM261 87V88H260ZM56 88H58V90L56 91L55 89ZM101 88V89H100ZM115 88V89H114ZM120 90H119V89ZM128 88V89H127ZM143 88V89H142ZM150 89L149 91L147 90V89ZM153 88V89H152ZM154 88H155V90H154ZM186 89V93H185V89ZM189 88V89H188ZM199 88H201V89H203V90H198ZM206 88H208V93H206L207 92V90H206ZM248 88H249V90H248ZM253 88L254 89H256L255 91H253L252 92V90H253ZM84 89V90H83ZM92 89V90H91ZM100 89V90H99ZM103 89H106L107 90V92H106V90H104L103 91ZM118 89V90H117ZM123 89V91H121ZM136 89H137V91H136ZM138 89H141V90H138ZM144 89H146V90H144ZM152 89V90H151ZM159 89V88H158ZM176 89V90H175ZM178 89H180V90H182V89H184V94H185V98H184V94H182L183 93V91H180V92H178ZM188 89V90H187ZM192 89H194V90H192ZM223 89V90H222ZM229 89H231L230 91H229ZM250 89H252V90H250ZM259 89V90H258ZM83 90V91H82ZM98 90V91H97ZM113 90V91H112ZM127 92H126V91ZM154 90V91H153ZM190 90H192V91H190ZM222 90V91H221ZM243 90L245 91V93H243ZM3 91V89L0 87V93ZM81 91V93L79 94V92ZM86 91V92H85ZM93 91V92H92ZM121 93H120V92ZM135 91V92H134ZM140 91V92H139ZM190 91V92H189ZM205 92L204 94H203V92ZM212 91H214V92H212ZM238 91H240V93H242L240 96H238V94H239V92ZM83 92V93H82ZM89 92H91V93H89ZM102 92H106L105 94L104 93H102ZM143 92V93H142ZM152 92H154V93H152ZM155 92H158L156 95H155ZM193 92V94H191V97H190V93H192ZM201 92H202V94H201ZM214 93L213 95H215V96H213L212 95V93ZM218 92H220V96H221V99L219 98V95H218ZM235 93V94H231V93ZM236 92H238L237 94H236ZM88 93H89V95H88ZM102 94V96L105 98L106 96V102H104V104H103V102H102V99H104L103 97H100L101 96V94ZM123 93V94H122ZM134 93H135V95H134ZM141 93V94H140ZM149 95H148V94ZM182 94L181 96H180V94ZM247 93V94H246ZM249 93H250V95H249ZM99 94H100V96H99ZM104 94V95H103ZM107 94V95H106ZM120 94V95H119ZM128 94V95H127ZM133 94V95H132ZM140 94V95H139ZM153 94V95H152ZM160 94V96L161 97H164L165 98V100L163 101V98L161 99V97L159 96L158 98H159V100L161 101V103L162 102H171V103H169V105H171V106H169L168 104H164L163 103V107H162V109L164 110V112H163V110L160 108L159 109V111H161V113L163 112V114H168V113H170V112H172L171 113V115L174 113V116L172 117V116H170L169 114L168 115H166L165 114V116H170L171 118H163V117H165L163 114L161 115L159 112H158V114H160V116L158 115V117L157 116H155V115H153L154 113H155V105H154V101L157 99V97H155V96H158ZM179 96H178V95ZM206 94V95H205ZM243 94H244V96H246V98H240V97H244L243 96ZM123 97H122V96ZM131 95V96H130ZM141 95H143V98L141 97ZM144 95H146V97L144 96ZM152 95V96H151ZM166 97H170V98H166ZM169 95V96H168ZM207 95H209L210 97H208ZM217 95V96H216ZM233 95H235V98H234V96ZM86 96H85V98H86ZM90 96V97H89ZM94 96V97H95ZM117 96H119L118 98H117ZM120 96H121V98H120ZM136 96H138V98L136 97ZM183 96V97H182ZM206 96H207V98H209V100L211 99V101H208V104H206L207 102V100L205 99L206 98ZM236 96H238V98H236ZM100 98L101 100V104H100V106H99V102L97 101V98ZM109 97V98H108ZM126 97H130L129 99H131V101L128 99V98H126ZM133 98V100H132V98ZM152 98L153 99V101H152V99L150 100V98ZM155 97V98H154ZM197 97H199L198 99H197ZM201 97V98H200ZM217 97H218V99H220L219 101H217L216 99H217ZM232 97V98H231ZM99 98H98V100H99ZM142 98V99H141ZM148 98H149V100H148ZM212 98H213V100H212ZM215 98V99H214ZM234 98V99H233ZM249 98H251V99H249ZM253 98V99H252ZM84 99V98H83ZM104 99V100H105ZM107 99H109V100H107ZM111 99H112V102H111ZM116 99V100H115ZM139 99H140V101H139ZM147 101H146V100ZM196 99H197V101H196ZM223 99H225V100H223ZM229 99V100H228ZM4 100V101H3ZM167 100H169V101H167ZM192 101V102H190L189 104H187L189 101ZM199 100V101H198ZM206 100V101H205ZM223 100V101H222ZM261 100H262V102H261ZM3 101V102H2ZM74 101H77V103L79 102V104L78 105H75V103H74ZM130 101V102H129ZM133 101V102H132ZM139 101V103H137ZM142 101H144L143 103H141ZM152 103V104H150V102ZM205 101V102H204ZM214 101H216V102H219L220 103V101H222L219 105L216 103V102H214ZM96 102H97V104H96ZM113 102H115V104L113 103ZM126 102H127V105H125L126 104ZM136 102V103H135ZM148 102V103H147ZM165 102V103H166ZM211 102H213V103H211ZM108 103L110 104L109 106H108ZM113 103V105H111ZM147 104V105H145V104ZM178 103H182L181 105H182V107H181V105L180 104H178ZM213 105H218V106H215L214 107V105L212 106L211 104ZM222 103H224V105L222 104ZM259 103V104H258ZM261 103V104H260ZM29 104H30V107L31 106H33L34 108L35 107H38L39 106V104H40V102H38V100L37 99H35V100H33V101H31L30 100V102H29ZM54 104H56V103H53V104H51V105H54ZM103 104V108H99V107H101V105ZM107 104V105H106ZM122 104L124 105V106H122ZM143 104H144V106H143ZM148 104H150L149 105V108L151 109V107L152 106H154L151 110L153 111L154 110V112H153V114H151L152 113V111L151 112H149V108H148ZM200 104H203L202 106L200 105ZM204 104H205V106H204ZM221 104L224 106V108H223V106H221ZM226 104V105H225ZM257 104H258V106H257ZM122 106V107H120V106ZM133 105V106H132ZM135 105H140V106H143L144 107V113H142L141 111H138V107H140V106H137V109L135 108L136 106ZM166 106V110H165V106ZM180 105V106H179ZM185 105V106H184ZM195 105H198V106H196L195 107ZM255 105V106H254ZM105 106H107V108L105 107ZM127 108H126V107ZM194 106L195 108H197L198 110H199V106H200V108L201 107H203L201 110H199L200 112L198 113L197 111V113H195V111L193 112L192 110H194L195 108H192V107ZM69 107V108H68ZM89 107V108H88ZM105 107V108H104ZM114 107V108H113ZM123 107H125V108H123ZM133 107V108H132ZM170 107V108H169ZM177 107H178V109H177ZM189 107H191V109L189 108ZM206 107H207V109L209 110V109H212L213 107H214V110H215V113H214V111L213 110H210V113L208 114L206 111H204V113L203 112H201L202 110H204V108L206 109ZM209 107V108H208ZM46 108L47 109H49L50 110V108L48 107V105L46 106ZM71 108V109H70ZM113 108V109H112ZM118 108H120V109H118ZM122 108V109H121ZM130 108V109H129ZM135 108V109H134ZM146 108V109H145ZM168 108H169V110H168ZM175 109V110H170V109ZM255 108V109H254ZM69 109L71 110V111H73V113H74V116H71V118L69 117H66V115L67 114H71V111H69ZM85 109H87V110H85ZM93 109V110H92ZM97 109H99L98 111H97ZM104 109V110H103ZM106 109H108V110H106ZM111 109V110H110ZM188 109H190L189 111H184V110H188ZM196 109V110H197ZM206 109V110H207ZM77 110V111H76ZM88 110H91V111H89V114H87L86 112H88ZM96 110V111H95ZM106 110V111H105ZM109 110L112 112L113 110V112L111 113V114H107L108 112H109ZM120 110V111H119ZM135 110V111H134ZM51 111V110H50ZM67 111H69V112H67ZM76 111V112H75ZM104 111V112H103ZM121 111L123 112V114H124V116H125V119H128V118H130L131 116H132V118H134L135 116L134 115H136L137 114V112L139 113V116H140V112L142 113L141 114V117H139L138 115H136L137 117H135V119L137 118V120H135V122H137L138 123V120H140V122H139V124L137 125V123L135 124V122H132V121H134L132 118H131V122L129 121V123H128V120H124L123 118H122V116H123V114L121 113ZM130 111V112H129ZM133 111H134V113H136V114H131V113H133ZM147 111H148V113H150L151 115H150V119L149 118H147V119H149L150 121H147L146 119H143L142 120V118L144 117V115H146V114H148L147 113ZM175 111H177V113L175 112ZM181 111V113H183V115H185L186 114V116H185V118L186 119H188V118H190V116H191V113H192V116L191 117H194V119L196 118V120L198 119V118H200L201 116H202V119L204 120V121H202V119H200L199 121H197L198 123H197V125H196V120L194 121V119H192V118H190L188 121H186V122H184L185 121V119L184 118H182V119H180L181 117H182V114L181 115H178V114H180L179 112ZM213 111V113H211ZM62 112H60V113H62ZM67 112V113H66ZM81 112V113H80ZM187 112H189L190 113V116H189V113H187ZM209 112V111H208ZM221 112V113H220ZM233 112V113H232ZM7 113H9V115L7 114ZM84 113H86L85 115H84ZM121 113V114H120ZM193 113H195V115L193 114ZM202 113V114H201ZM227 113V114H226ZM11 114H13V115H11ZM79 114V115H78ZM90 114L91 115H93V118H91L90 119V117H92V116H90ZM129 115V117L128 118H126V115ZM144 114V115H143ZM175 114H177V118H176V115ZM187 114H188V116H187ZM206 114H208V115H206ZM234 114V115H233ZM237 114V115H236ZM6 115H7V120H6ZM61 115V117H62V115L63 114H60ZM59 115V116H60ZM64 115H63V117H64ZM90 116V117H88V116ZM200 116V117H197V116ZM224 115V116H223ZM11 116H13V117H11ZM79 116V117H78ZM83 116V117H82ZM86 116L88 117V118H86ZM204 116V117H203ZM72 117L74 118V119H72ZM139 117V118H138ZM153 117H157V119H152ZM162 119H161V118ZM179 117V118H178ZM184 117V116H183ZM188 117V118H187ZM209 119H208V118ZM56 118V119H55ZM60 118V117H59ZM174 118H176V119H174ZM207 118V120H205ZM224 118V119H223ZM261 118V119H260ZM58 119V120H57ZM72 119V120H71ZM79 119V120H78ZM82 119V120H81ZM84 119H88V120H86L87 121V123H86V125L85 126H79V123H80V125H84ZM98 119V120H97ZM124 120L125 122H127L126 124H124L125 122H122V120ZM172 119L174 120V123H173V125H169L170 124V122L172 121ZM55 120H56V122H55ZM69 120V121H68ZM91 122H90V121ZM142 120V121H141ZM160 121L161 120V122H158V121ZM162 120H165V121H168L169 123L167 124V122L166 123H164L165 121H162ZM169 120H171V121H169ZM74 121H76V123L74 122ZM82 121L84 122L83 124H81L82 123ZM89 121V122H88ZM96 121V122H95ZM107 121H110L111 122V124L113 123V121H114V125H115V127L114 126H112L111 124H109V122H107ZM145 121V122H144ZM54 122L58 125V128H57V125H55L54 124ZM66 123V124H64V123ZM71 122H72V125H71ZM142 122V123H141ZM156 122H158L157 124H156ZM173 122V121H172ZM172 122H171V124H172ZM70 123V124H69ZM74 123H75V125H74ZM95 123V124H94ZM97 123H98V125H97ZM130 123H132V124H130ZM133 123L135 124V125H137V126H134L133 125ZM151 123H154L155 124V126L157 127V128H159V126H161L160 128H161V130L163 129V127H164V129H165V127H166V131H161L160 130V128L159 129H155L153 126H152V124ZM182 123H184L185 124V126H186V124L187 125H192L191 127H189V126H187V127H185V129H184V125L182 124ZM56 126H54V125ZM94 124V125H93ZM108 124L111 126L110 128H107L108 127ZM119 124V125H118ZM128 124H130V125H132V127L131 128H134L135 130H137L136 132H137V134L136 135H140L141 136V134H143L141 137H139L138 139H140V140H138V139H136L135 137H134V139H136L137 141V145L139 144L140 146L141 145H143V147H140L141 149L140 150H138V151H136V152H132L133 154L132 155H135L138 159H139V161L141 162V164H139L138 166H135V167H131V168H129V169H127V168H125V166L123 165V163L122 162H117V161H114L113 159H107L106 158V156L103 158L102 157V154H101V152L99 151V149L101 148V147H104V149H105V151L107 152H110L111 150H113V148L114 147H112L113 145H114V143H115V145H116V143H117V146H115V147H117V148H119V149H122V147H123V141L125 140V137L126 136H128V135H130V139H131V134H129V132L131 131V128H130V126L128 125ZM163 124H164V126H163ZM166 124V125H165ZM176 124V125H175ZM193 124H195L194 126V128H193ZM2 125H3V127H4V130H2L3 128H1L2 127ZM52 125H53V127H52ZM77 125H78V127H77ZM104 125V126H103ZM105 125H106V127H105ZM123 125V127H121ZM139 125H140V127H139ZM167 125H169V128H167ZM63 126H64V128H63ZM92 127V129H91V127ZM127 126H129V127H127ZM142 126V127H141ZM147 126H150V127H147ZM153 128H152V127ZM170 126H172V128L173 129H171V132H174V131H172V130H175V131H177V132H174L173 133V135H171L170 137L168 136L169 134H170V132H169V130H170ZM177 126L179 127V128H177ZM29 127H31L30 125H29ZM74 127H76V128H79V129H76V128H74ZM83 127V128H82ZM100 127V128H99ZM104 127L107 129H104ZM125 127V128H124ZM126 127H127V129H128V133H126ZM136 127H137V129H136ZM143 127H144V129L145 128H147L146 130H144L143 129ZM58 130H57V129ZM96 128V129H95ZM102 128V129H101ZM138 128H141V129H138ZM8 129V130H7ZM17 129V128H16ZM56 129V130H55ZM69 129V130H68ZM73 129V130H72ZM89 129L90 130H92V132L90 131L89 132ZM110 129V130H109ZM150 129H155V130H151V132H150ZM176 129H179V130H176ZM55 130V131H54ZM72 130V131H71ZM95 130H97V131H95ZM105 130H106V132H105ZM121 130H124L123 132H124V134L122 133V131ZM133 130V129H132ZM159 130H160V133L158 134L157 132H159ZM8 131V132H7ZM82 131V132H81ZM121 131V132H120ZM145 131V132H144ZM148 131H149V133H148ZM179 131V132H178ZM59 132H61L60 134H59ZM71 132V133H70ZM77 132V133H76ZM94 132V133H93ZM117 132V133H116ZM121 133V135L123 136H121L120 135V133ZM162 132V133H161ZM168 134L167 136H168V138H172V136L174 137L172 140H171V142H170V146L172 147V148H169V147H167L166 149H162L161 147H159L158 145H156V143L157 144H161L160 143V138L162 137V134H163V136H165L166 135V133ZM182 132V133H183ZM96 133L98 134V136H99V138H97L98 136H96ZM100 133H101V136H100ZM107 134V137L105 136L106 134ZM131 133V132H130ZM151 134V135H149V137H147L148 136V134ZM154 133V134H153ZM66 134V135H65ZM95 134V135H94ZM126 134V135H125ZM146 134V135H145ZM68 135V137H66ZM89 135V136H88ZM124 135H125V137H124ZM153 135V137H151ZM43 136V137H44ZM88 136V137H87ZM93 136H95L96 138H94V139H92L93 138ZM114 136V137H113ZM117 136H119V137H117ZM144 136H146L147 138H145ZM167 136H165L164 138H166ZM211 136V135H210ZM39 137H41V135H38L37 136V140L38 139H40ZM43 137H41V139L43 140ZM58 137V136H57ZM66 137V138H65ZM73 137H75V140L73 139ZM86 137L88 138L87 139V141L88 142H85L86 141ZM158 137V138H157ZM212 137V136H211ZM103 138V139H102ZM116 138H117V140H116ZM118 138H120V139H118ZM143 138H145V139H143ZM164 138L162 137L161 139H162V141H164ZM209 138V137H208ZM208 138L207 137H205V138H203V141H205V139H206V141L208 140ZM40 139V140H41ZM83 139V141H81ZM85 139V140H84ZM90 139H91V142L93 143L94 142V145H91V142H90ZM95 139H97L98 141H101V139H102V141L104 142V143H106V144H104L103 142L102 143H100V142H98L97 140H95ZM100 139V140H99ZM113 139V140H112ZM124 139V140H123ZM133 139V140H134ZM65 140V141H64ZM72 140H73V142H74V144H76V142L78 143V146L77 145H74L73 144V142H72ZM78 140V141H77ZM94 140V141H93ZM110 140V141H109ZM121 140V141H120ZM142 140V141H141ZM14 141V142H13ZM64 141V142H63ZM80 141V142H79ZM112 141V142H111ZM138 141H139V143H138ZM237 141H238V139H237ZM5 142H6V144H9V145H6L5 144ZM63 142V143H62ZM134 142H135V140H134ZM140 142L142 143V144H140ZM145 142V143H144ZM230 141H227L226 142V145H227V147H228V149H229V151L232 153V148H231V145L234 143V141H231L230 143H229ZM99 143H100V145H99ZM109 143V144H108ZM164 143V142H163ZM57 144H59V145H57ZM64 144V145H63ZM102 144V145H101ZM235 144H236V142H235ZM68 145H69V147H68ZM74 145V146H73ZM88 145H91V146H89L88 147ZM109 145H112L111 147L109 146ZM163 145L164 144H162V147H163ZM166 145V144H165ZM194 146H197L196 144H193ZM55 146H56V148H55ZM93 146V147H92ZM105 146H107V148L105 147ZM167 146V145H166ZM217 148H216V147ZM58 147H60V149L58 148ZM66 147L68 148V154H67V152L65 151V150H67L66 149ZM95 147V148H94ZM108 147L109 148H111V150H108ZM4 148V149H3ZM64 149L63 150V152H62V149ZM72 148V149H71ZM78 148V149H77ZM93 148V149H92ZM21 149H25V150H27V149H29V150H34V152H33V154H28L27 152H25V153H22V155L23 156H21V157H23V158H21V160L24 162V163H27V164H24L23 166L24 167H21V169H19V170H15V167H16V165H18L19 163H17L18 162V159L16 158V152L18 151V152H21ZM51 151H50V150ZM182 149V150H181ZM222 149H223V147H222ZM75 151L74 153H72V155H74V156H70L71 158H69V155L71 154V152L72 151ZM54 151V152H53ZM77 151V152H76ZM117 151V150H116ZM164 151V152H163ZM17 152V153H18ZM43 152L45 153V157H46V159L44 158V156H43ZM52 153V156L51 157H49L50 155H51V153ZM56 152H58V153H56ZM60 152H62V153H60ZM107 152V153H108ZM182 152H183V155H182ZM63 153H66V154H63ZM116 153V152H115ZM188 153V152H187ZM186 153V154H187ZM62 154H63V156H65V158H63L62 157ZM114 154V153H113ZM230 154V153H229ZM25 155V156H24ZM49 155V156H48ZM182 155V156H181ZM54 156V158H55V160H54V158H52ZM61 156V157H60ZM112 156V155H111ZM262 156L264 157V152L262 153ZM48 157V158H47ZM68 158V159H67ZM82 158H84V159H82ZM111 158V157H110ZM24 159V160H23ZM94 159V160H93ZM40 160H42V162L40 161ZM210 160V161H209ZM22 161H20L21 163H22ZM38 161V162H37ZM55 161V162H54ZM58 161H61V163L60 162H58ZM36 162V163H35ZM45 162V163H44ZM172 162H174V164H176L177 163V161L176 160H172ZM51 163V165H49L48 166V164H50ZM86 163V166L88 167V169H87V171H84V170H82L81 169V166L83 165V164H85ZM1 164H2V166H1ZM23 164V163H22ZM29 164V165H28ZM30 164H32V165H34V167H33V171H32V173H31V175H28V176H25V174L27 173L26 171H28V169H30L31 168V166H30ZM38 164V165H37ZM81 164V165H80ZM160 164V162H158V163H156L155 165H159ZM42 165V166H41ZM54 165V166H53ZM61 165V166H60ZM15 166V167H14ZM27 166H29L30 168H28ZM48 166V167H47ZM56 166H60V167H58L57 168V171H56ZM80 166V167H79ZM40 167V168H39ZM42 167V168H41ZM51 167H52V170H51ZM10 168V169H9ZM24 168H26V169H24ZM47 168V169H46ZM48 168L51 170H48ZM55 168V169H54ZM61 168V169H60ZM170 168H171V166H170ZM45 169V170H44ZM53 169H54V171H53ZM60 169V170H59ZM11 170V172H9ZM26 170V171H25ZM59 170V171H58ZM160 171H161V175H162V170L161 169H159ZM185 170V169H184ZM21 171H25V172H21ZM49 173H48V172ZM81 171V172H80ZM175 171H177V172H179V171H181V173L180 174H185V172H182V169H179V168H175V169H171V171H169V172H167L169 175H173V173H175ZM186 171V170H185ZM12 173V172H14L15 174H10L9 175V173ZM21 172V173H20ZM74 172V173H73ZM96 172H101V173H98V174H96ZM8 173V175H6L5 176V174H7ZM22 174V175H21ZM70 174L73 176H70ZM149 174V175H148ZM27 175V174H26ZM186 175H188V173L187 174H185L184 176H186ZM7 176H9V178L10 179H7L8 177ZM16 176H18V177H16ZM22 176V177H21ZM24 176V177H23ZM66 176V177H65ZM68 176H70V177H68ZM149 176V177H148ZM7 177V178H6ZM129 177H133L132 178V182H133V184H135L136 185V189H134V187H133V185L131 186V184L130 183H128V182H126V179L127 178H129ZM188 177H189V175H188ZM157 178V175L156 176H154V178L153 179H156ZM262 178L264 179V173L261 175V178L259 179V180H262ZM7 179V180H6ZM193 181V183L195 184L196 183V180H192ZM144 182V183H143ZM146 182V183H145ZM13 183H15V185L13 184ZM143 183V184H142ZM4 184V185H3ZM13 184V185H12ZM20 185V187H19V185ZM171 184V186H172V184L176 187L177 186V183H175V182H172V183H170ZM15 186V187H14ZM21 186H22V188H21ZM144 186V187H143ZM146 186V187H145ZM182 186H184V184L182 185ZM8 187H10L9 189H8ZM13 187V188H12ZM8 190H11V191H8ZM15 188V189H14ZM20 188H21V190H20ZM2 189H4V190H2ZM91 189L93 190V191H91ZM95 189V190H94ZM96 189H97V191H96ZM137 191L138 190V192H140V189L142 190L143 189V191H141L140 193H136L135 191ZM7 192H6V191ZM21 191V193L20 192H18V191ZM25 190V191H24ZM131 190H133L134 192H132ZM2 191V192H1ZM13 191V192H12ZM12 192V193H11ZM24 192V193H23ZM156 192H158V193H156ZM19 193V194H18ZM23 193V194H22ZM95 193H96V195H95ZM133 193V194H132ZM18 194V195H17ZM88 194H90V195H88ZM111 194V195H110ZM112 194L114 195V197L112 196ZM106 195V196H105ZM110 195V196H109ZM150 195V197L151 198H147V196H149ZM153 195V196H152ZM85 196H92V198H93V201L95 202V199L96 198H98L99 196V201H98V199H97V201H96V203L97 202H99V203H95L94 204V202H93V204L91 203L92 202V198L91 197H89V198H91V199H87V198H84ZM105 196V201L108 199L107 197H109L110 199H108L110 202L108 203V202H105V201H103V197ZM112 196V197H111ZM140 199V200H137L138 198ZM144 197H146V199L144 198ZM103 198V199H102ZM112 198H114L115 199V202H114V199H112ZM154 198V197H153ZM177 198V196L176 195H173V196H171L170 197V199L171 200H175ZM78 200L77 201V206L75 205V203H74V200ZM80 199H82V200H80ZM83 199H85L84 201H83ZM86 199H87V201H86ZM102 199V200H101ZM145 199V200H144ZM20 202H19V201ZM24 200V201H23ZM80 200V201H79ZM107 200V201H108ZM113 200V201H112ZM26 201V202H25ZM86 201V202H85ZM88 201H89V203H88ZM91 201V202H90ZM112 201V202H111ZM17 202V203H16ZM81 202H82V204H81ZM101 202V203H100ZM103 202H105V203H108V204H110V205H108V206H106V204L105 203H103ZM71 203V204H70ZM78 203H79V205H78ZM91 203V204H90ZM158 205H160L161 207H166V204L164 203V202H160V203H158V202H156ZM16 204V205H15ZM120 206H119V205ZM207 205V204H206ZM213 205H216V204H213ZM213 205H211V207H209V209H214V208H217L218 206L216 205V207H214ZM19 206H20V208L21 209H19ZM70 206V207H69ZM106 206V207H105ZM116 206H118L116 209H118L119 210V208L121 207V209H123L121 212H123V213H120V210H119V213L116 211V215H118L117 217H116V215L115 214H113V211L112 210H114V213H115V208L114 207H116ZM110 207V208H109ZM123 207V208H122ZM206 207H208V206H205L204 207V209L206 208ZM214 207V208H213ZM5 208V209H4ZM20 210V212H16L18 209ZM109 208V209H108ZM77 209H79V211L81 212H78L77 211ZM148 209V210H147ZM161 209V208H160ZM3 210H8V211H3ZM18 210V211H19ZM76 212H75V211ZM63 211V212H62ZM1 212V211H0ZM82 212H83V214H82ZM105 212V213H104ZM78 213V214H77ZM109 213V214H108ZM110 213H112L113 215H111ZM118 213V214H117ZM151 213H150V215H152ZM104 215V216H103ZM111 215V216H110ZM114 215H115V220H112V219H114L113 217H114ZM149 215V214H148ZM109 217V218H112V219H109V223H108V218H106V217ZM119 217V219H118V221H117V218ZM135 217V218H134ZM69 218V219H68ZM105 218V219H104ZM134 218V219H133ZM140 219V220H137V221H139L138 222V224H137V222H135L136 221V219ZM107 219V220H106ZM132 219V220H131ZM130 220H131V222H133L134 220V222H133V224L130 222ZM189 218H187L186 220H185V225H187V224H189ZM114 223V225H112ZM134 223H136V225H137V228H135V224ZM187 223V224H186ZM91 224H93V225H91ZM105 224H107V225H105ZM109 224V225H108ZM85 225V226H84ZM88 225V226H87ZM93 226V227H91V226ZM97 225H99V227L97 226ZM132 225H135V226H132ZM71 226V227H70ZM78 226H79V230H78ZM140 226V227H139ZM142 226V227H143ZM85 227H89V228H85ZM96 227V228H95ZM108 229H107V228ZM109 227H110V229H109ZM141 227V228H142ZM83 228H85L84 230H83ZM87 229L89 230V231H87ZM98 229V230H97ZM136 229V230H135ZM2 230V231H1ZM67 230V231H66ZM84 231V232H82V231ZM138 230V231H137ZM59 231V232H60ZM78 231H79V234H78ZM106 231V232H105ZM107 231H110V232H107ZM143 231V230H142ZM151 231H153V230H151ZM154 231H156L155 229H154ZM178 231H184L182 228L180 229V230H178ZM33 232V233H32ZM34 232H36L37 233V236L36 235H33L34 234ZM65 232V233H64ZM93 232H95V234L93 233ZM129 232V233H130ZM30 233V234H29ZM94 234V236L92 237V235ZM134 233V234H133ZM78 234V235H77ZM90 234V235H89ZM24 235V236H23ZM28 235V236H27ZM30 235H32V236H30ZM69 236V235H68ZM73 236H74V238H73ZM140 236V237H139ZM31 237V238H30ZM36 239L35 237H37V238H39L40 240H38V241H36L35 242V240L33 239ZM138 237V238H137ZM22 238H24V239H22ZM31 239V240H27L26 241V239ZM73 238V239H72ZM83 238V235L81 236V240L83 241H81V243H83V244H81V243H79V246H81V245H90L91 246V244H93L92 242H91V244H88V243H90L89 241L87 242V244H86V242L82 239ZM109 237H105L104 239H103V241H102V248H101V244H100V248L102 249V252H101V254H102V256L104 257V259L106 260L107 259V257L109 256V249H114L115 251H117L118 249H120V252H119V250H118V252L119 253H121V251H123L122 249H125V247L127 246V245H122V241H124V239H127V237L125 236V235H122V237H120V239L119 238H116L117 240L115 241V239H112V238H109ZM22 239V240H21ZM112 239V240H111ZM135 239H137V240H135ZM119 240L121 241V242H119ZM31 241V242H30ZM33 241L35 242V244L33 243ZM117 241H118V243H117ZM26 242H27V244H26ZM29 242H30V244H32V245H29ZM85 242V243H84ZM61 242H60V245L59 246H61ZM111 244L113 245V246H111ZM132 244V243H131ZM131 244H129L128 246L130 247L131 246ZM35 245H37V246H35ZM63 245V244H62ZM94 245V244H93ZM92 245V246H93ZM29 246V247H28ZM31 246V247H30ZM34 246V247H33ZM59 246H56L55 248H57V247H59ZM123 246V247H122ZM127 246V247H128ZM144 246H146V245H144ZM129 247H128V249H129ZM37 248V249H36ZM39 248V249H38ZM101 249H100V251H101ZM127 249V248H126ZM31 250H32V252H31ZM37 250H40L39 252L37 251ZM113 250V251H114ZM38 252L37 253V255L38 256H34V255H36V252ZM41 252V253H40ZM5 255H7V256H5ZM21 255H26L27 257L30 255V257L31 258H33V259H28V260H26V257L24 258L23 256H21ZM111 257V256H110ZM7 258V259H6ZM39 258V259H38ZM8 259H10V261L8 262L7 260ZM21 259H19L20 261H21ZM110 259V258H109ZM0 260H1V258H0ZM19 260H17V263L19 262ZM21 261L22 262V264H23V262L24 261ZM32 261H33V263H32ZM114 261V262H113ZM113 261H111L112 262V264H119V261L116 259V258H114V260ZM21 262L19 263V264H21ZM147 262H148V264H152V262H153V257H149V259L147 260ZM98 264H101V263H98ZM111 264V263H110Z\"/></svg>", "mask_w": 264, "mask_h": 264}]
</instances>
